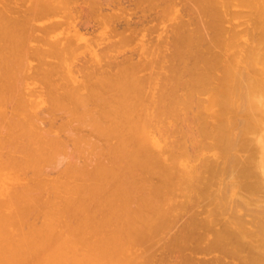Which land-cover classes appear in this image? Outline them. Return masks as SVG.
Wrapping results in <instances>:
<instances>
[{"label": "bare ground", "instance_id": "bare-ground-1", "mask_svg": "<svg viewBox=\"0 0 264 264\" xmlns=\"http://www.w3.org/2000/svg\"><path fill=\"white\" fill-rule=\"evenodd\" d=\"M83 1L84 0L81 1L82 4H83ZM121 1H124V0H121ZM137 1H134V3L135 2L137 3ZM145 1H147V0H145ZM158 1H160V0H158ZM164 1H167V0H164ZM234 1H236L235 2L236 4L238 3V5H236V6H238V7L240 5L242 7L246 6L248 9H250L249 11L246 10L245 12L246 13L250 12L249 14L252 15V19L251 20L249 19L251 17L248 18L249 14H247L248 16L246 15V17H247L246 20L249 19L250 25H252L251 23H253L252 26L255 27V29H254L252 26H250V27H252L254 29L253 30L251 28L253 30V32H254V33L252 32V34H253L252 36H250V34H251L250 33L251 30L249 29L250 27L246 28L247 25L245 26V24H244L245 28L243 29L245 31H241L242 29H240V30H238L239 31L238 32L237 30L234 29L236 31V33L235 32H228L229 30L227 31L226 30L227 28H225V26L223 25V23H225L227 21L230 22V19L234 17V15H232L231 12H228V10L230 9L228 6L229 5H230V7L233 6L232 2H234ZM8 2H9V0H8ZM8 2H7V5L9 6ZM10 2H12V1H10ZM30 2H31V0H30ZM73 2H74V6L73 7H75V4H76L75 0ZM86 2H88L89 4L91 3L90 5H93L91 0H86ZM130 2H131V0H130ZM143 2H144V0H143ZM150 2L151 3H149L147 1V5L149 3V6L151 5L150 6L151 8L149 6H147V8L149 7L150 10L153 8V10L155 9L156 11H159V10H157L158 9L157 8L158 5L156 4V2H154V0H152V1L150 0ZM152 2L155 3V4H152ZM191 2H192L193 5L196 6V8H194L193 5H192V9L195 12V21L192 18H190L191 19L190 22L186 23V21L184 19H181L182 16H180L181 17L180 18L179 16L176 15L177 19H179V21L176 22L177 24H175V26L172 28V31H175V32H171L170 31V33H169V34H172V37L168 35L170 39L168 38L167 41H166V39H165L167 37L166 32H165V35H164V33L161 34L162 36L164 35L165 38L163 37V39H162L161 36L159 37V40L162 41L163 42L162 44L165 45V47L163 46L164 47L163 51L165 50L164 52L166 53L167 50L165 48L168 47L167 49H169V51L165 55L163 54L165 57L162 58V56L160 55V52L163 53L162 50H160V47H161L162 44H160V46H158L159 50H160L159 52H158V50L156 51V49L158 48V47H156V42H153V46H152V47H156V49L155 48H150L151 50L155 49V51L159 53V54L156 53V57H157V55H160L159 56L160 59L157 57L156 59L154 58L153 60L156 61L157 59H159L158 62L160 60H162V62H163V59L164 60H165V58L167 59V60H165V62L168 61V64L165 65L166 67L164 66V68H166V72L165 71L164 72L157 71L158 69L161 70L162 67L159 66V68H158V67L155 66V68H158V69H156L157 72H156V74L154 73L155 75L152 74V76H151L152 80L150 81V79H149L150 76H149V78L147 77L148 78L147 79V78H143V77H145V76H143L144 74L142 76L140 74H139V76H137V74H136L137 71H138V73L140 71V67L139 66L142 65V61L145 60L146 61L145 63H150V61H148V59H146V58L144 60H138V62H137V60L131 62L128 57H126L123 60H121L122 58L119 59V60H121L120 62H117L116 59H113L114 61H110L108 59V60H106L107 62L104 59V60H102L104 62H102L99 59L104 64V66H105V64H107L105 67H108V69L106 68L107 69L106 72L109 73V76L105 75L106 76L105 78H98V76H96V74L95 75L93 74L94 75V79L92 81L90 80L91 82H89V79H92L91 78V76L93 77L92 74H90V76H88L89 79L86 78L87 76L86 77L84 76L85 77L84 81L89 82V84L91 83L92 86H90L88 84L86 86L87 88H84L83 91L84 90H88V91L90 90V93H93V94L95 93L94 95L93 94L91 95L90 93H88V91L87 92L85 91V93H82L79 96L80 92L77 93V89H75V87L77 85H78L77 87H79L81 85V84H79V82L81 80L77 81L78 84H76V86H75V83H74V85L72 84V86H74V88H71V90H70V87H68V89H69L68 91H65V92L63 91L64 93L60 92V93H62V95L64 94L63 95V99H65L66 101H67V99H70L72 103L71 102H69V103H71L72 105H76V106H74V108H75L74 110H76V108L80 107L81 109L80 108H78V109H80L81 113L77 109L76 114H74L75 111L72 110L73 107L72 108L69 107V105L71 106V104L68 103V101H70V100H68L67 102L65 101L66 102L65 103L64 100L62 99V101L65 104L68 103L69 105H68V108H67V105H65L63 103L62 105H63V107L65 105V107H64L65 109L61 108V110H66L67 109L66 111H68V112L70 111V112L69 113L67 112V114H66V111H65V113L63 111H61L62 113L66 114L65 117L63 118V119H65L63 121V124L60 122V124H62L61 126L62 127L64 125L68 126V125L72 124L74 121H76V123H73L72 125H70V126H72L71 127V130H72L71 134H70V127L63 129V128L59 127V125L56 126V127L60 128L59 134H60V132L62 130H64V133L68 136V137L67 136L64 137L65 134L62 131L61 134H63V137L65 139L63 137H61L62 135L61 136L59 135L60 137L59 136L56 137V140L58 142L54 139V137H55L54 135L55 134L52 133V135L54 136V137H52V139H50V137H49L51 135L47 136L45 134V133L51 134L49 132H53V130L49 129V132H46L48 130L46 127L43 126V128H42V126L40 127V125H41L40 123H39L40 125H38L36 123L37 117L40 120L41 116L37 115V117H33V115L35 116V114L38 112V110L42 111L43 109H38L37 108L38 110H36L37 112H35V114H34V111H32V112L30 111L28 113V111H26L28 109L26 108L25 109L26 112H24V110H23V113H24L23 116H25V113L26 114L27 113L30 114V116L28 117L26 115L25 117H27V119H25L23 116H20V114L22 113L21 112L22 110L19 111L20 109L17 106H20V108H22V105H23V103L26 102L27 98L26 99L24 98V100H25V102H24V100L22 98V96L24 94L21 95L20 94L21 92H19L20 90L17 89V88H20L19 84H18L19 87H17V81H18V83H20V80H19L18 76H19V74L22 73V70H23V72H25V70H26V67L24 66V64L26 63V65H27V62L24 63V61H25L24 58L25 57L23 58L24 60L22 59V57L25 54L26 55H29V54L26 53V51H25L24 54H23V52L22 53L20 52V51H22L24 49L26 50V48H21V47H23L22 43L19 41L21 36L18 35L17 37H15L16 35L14 36L9 31L8 25L10 24V26L13 27V24H11V22L15 23L14 21H11V22L9 21V24H8V20L11 19L10 18L11 15H9V14L12 13L13 10H11V12L9 14H6L4 16H3V14H5L4 12L6 10L8 11L7 8H9V7H7L5 11L3 9V11H4V12L2 11L3 13L0 11V119H1L0 123H2L3 120H5L4 119L5 117L7 119V123H5L6 120L3 122V123L6 124L5 125L6 127H4V128H6L4 133H3V131L0 132V133H3V134H1L2 136L0 135L1 136V138H0V264H99V263L101 264V262H102V264H105L106 262L102 261V256H104L103 257L104 261H105V259H110V261H112L111 259H114V257H115L114 255L117 253V251L121 250L122 254L125 253V251H123L124 249H122V247H124V244L121 243V242H124V241L120 240V239H124V237H122L120 239H118V237H117L118 235H124L123 231H121V226H120L121 224L120 223L124 224L126 222L127 224L125 223V225H127V227H128V225H129V227L131 226V228H130V230H131L132 228H135L137 226H139V227L142 226V225L145 226L146 223H147V216H148L149 223H147V224H151V225H154V226L156 225L155 227H158L159 225L157 226V222H156V220L154 218V216H155L154 214L160 215V216L162 215V218H163V216L166 215V214L163 215V213L166 212L165 210H168L169 207H167V205L165 204L167 202H164V204L166 205V208H165L164 211H161L162 208H163L162 207L163 201L165 200L162 196L159 198V196L164 193V192L162 193L160 190H157V189H160L161 186H160V188H158V185L152 186V192H148L147 189H146L147 187H144V186L147 185L146 181H144L145 179L146 180L148 179V178H146L147 175L149 177V175L152 173V170H154L153 172H157L159 170V168L157 167V163L159 161H163L162 160V156L160 154H158V153H154V150H153L155 145L158 144V141H160V140L152 138L150 136V134L148 133L149 132L148 128L151 126L150 125V124H152L151 122H153V125L155 124L154 126H156V130L159 132L160 129L163 130V125L162 124H164V123H162V122L166 123L165 119H163L164 116H166V118H168L170 120V122L171 121L174 122V121L178 120L177 119L178 116L181 117V115L186 118L185 115H187V112H188V111L186 112V110L194 111V109L196 108L195 105H197V110H199L198 112H203L206 115V119H205V121L202 124L199 121L198 122V126L197 125L193 126L194 128H195V126L197 127V128H195V131L197 129L196 132H198L200 135L204 136V138H206V139H210L211 141L215 140V144H214L215 147L213 149L218 148V150L220 151L219 152V156H222L220 161L223 163L224 166L225 165L226 166L227 165L231 166L230 168H228V166L226 168V166H225V170L226 171H223V169H224L223 167L224 166H222V168H219V169H222L221 171H222V174H224V177L226 175L225 174L226 172H227V176L226 177L229 176L228 173L230 172L231 175L241 178L242 180L241 179L240 180L243 183L237 181L239 179L236 178L237 179L236 180L235 177H232L231 175H230L229 180H227V182L230 181L231 178H234L237 181V182L236 181H234V182H236V183L239 182V184H241V186H242L241 187L239 184L236 185V183L234 184V182L230 181V184L232 182L235 185V188H237L236 186H238L237 189H239V187H240L241 188L240 190H245L246 189V192L248 191L247 189L249 188V191H248V192H250L249 194H251L252 192L254 193L255 190L257 191L258 188L255 187L256 189H254V186H255V184L257 182L256 181H254V183L251 182L252 185H250L248 183V182H250L248 180V178L251 177V176L254 177L255 174L257 173V170H258V172L261 171L262 174L264 175V164L262 163L263 159L259 160L261 163H259L257 161V158L255 160L254 155H253V153H254L253 149H252V152L248 153V155L246 157L242 156V157H245V158H239L237 155L233 154L232 152H233V150L236 151V149H240V151H241V149L243 150V149L250 148V146L253 145L254 142L249 140L252 137H249L250 135L248 136V134H251L252 132L257 130V127L261 123V120L263 121L262 125H264V0H191ZM41 3L43 4L44 2H41ZM88 3H86V4H88ZM42 4H41V7H42ZM49 4H50V2H49ZM115 4L116 3L114 2V0H98V3L96 4V7L94 6L95 9L97 8L99 10V11H97V9H96L95 11L100 12V10H101L100 13H102L104 19L102 20V17L100 15V13H98L100 15L99 17H101V18L98 17L97 19H98L99 22L96 21L97 23L94 22L95 25L94 24L93 25L95 27L97 25H101L102 26V23H103V28H105V29H107L109 31L108 32L106 30L107 33L106 32H103V33H106L107 35L109 33H113V35H116V34L118 35V33H120L119 29H123V30H121L122 32L120 34H122V36H124L126 38L128 37L127 39H129L131 37L127 36L128 35L127 33H126L127 35L125 34L126 35L125 36L123 31H128V32L130 31L131 33L133 32V34L136 31V32H138L137 34H139V30L140 29L141 30H146L147 27H149L148 29H150V26H148L149 23H147L148 24L147 25L146 22L149 21L150 23H153V22H151V21H153L151 18L155 15V13H156L155 10H154L155 11L154 15H153V13H151L152 17H151L150 14L148 15L151 18L147 17V19H146L145 18L146 15L144 16V14H143V17H141L142 16V14H141L140 17H137V18H139L137 23H131L129 17L127 18L126 15H124V14H127V15L129 14L127 12L125 13V8L120 9L119 13L117 12L118 14L114 11V10H117V9L119 10V8H118L119 6L116 7ZM2 5H4V3H2ZM5 5H4V7L7 6V5L6 6ZM39 5L40 4H38V6ZM79 5L80 4H78V5L76 4V6H79ZM103 5L104 6H109V9L111 7H112L111 9L115 8L112 12H115L117 15H115V17L113 15L111 18H109V17L106 18L105 15L110 16V14L109 15L106 14V13H105V15L103 14L104 13L102 11V8H103L102 6ZM46 6H48V5H46ZM153 6H156V8L153 7ZM225 6L228 7V8H224ZM27 7H25V8H27ZM82 7H83V9H82ZM82 7H81V5L79 6V8H81L79 10L82 11V12L84 11V13H83L84 18H82L83 20L81 19L82 20L81 24L82 25H86V26L90 24V26H91L93 22L92 23L88 22V21H91V20H89V17H87V14L89 13L91 15L90 19H92V21H93L94 19L92 17H93V12L94 11H91V9L94 10V8H90L89 9L90 11H89L83 5H82ZM14 8H15V6H14ZM54 8H56V7H54ZM54 8L51 7V9H54ZM75 8H77V7H75ZM27 9H29V8H27ZM57 9H56V12H57ZM172 9H173V7H172ZM175 9H177V8L175 7ZM226 9H228V10H226ZM0 10H2V9L0 8ZM23 10L26 11V9H23ZM39 10L40 9L38 8V11ZM44 10H45V8H44ZM224 10H226V12ZM29 11H30V9H29ZM41 11L42 10H40L39 12H41ZM164 11L165 10H163V13L165 14ZM173 11H175V10L173 9ZM173 11H172V14L174 13ZM223 11L225 12L224 13L225 15L223 14ZM240 11L237 10L236 13L234 11H232V13L236 14L235 15L236 17H239V13L242 16L245 17V15L242 12H240ZM242 11L244 12V10H242ZM39 12H37L38 15H39ZM56 12H54V13H56ZM167 12H168V10L166 11V13ZM19 13H21V12H19ZM43 13H44V11H43ZM57 13H60V12H57ZM78 13H80V12H78ZM158 13H156V14H158ZM226 13H228V14L230 13L229 15H231V17L229 19V16H228V19L225 18V20H226L225 21L224 20V16H226ZM25 14H24V16L27 19V15L29 14V12H27L26 15ZM32 14H30V15H32ZM89 14H88V16H89ZM164 14H162V16ZM167 14H169V13H167ZM167 14H165L164 16H167ZM8 15H9V19L7 20V18H8L7 16ZM33 15L35 16V14H33ZM33 15H32V17H33ZM41 15H40L41 16L40 18H42L44 14H41ZM178 15H180V14H178ZM241 15H240V17H241ZM5 16H6V18H5ZM24 16H20L21 19H22V17L24 19ZM159 16H161V15L159 14ZM159 16H157V18ZM11 17H13V15ZM36 18H37V15H36ZM157 18H154V21ZM18 20L20 22L19 18L17 20H15V21H18ZM25 20H23V21H25ZM33 20H34V18H33ZM157 20H159V18ZM250 21H252V22H250ZM121 23H123L124 26L121 25ZM243 23H245V22H242V21L241 22H239V21L237 22V24H239V25H242ZM18 24H21V23H18ZM24 24H26V23L23 22V25ZM28 24H30V23L28 22L27 25ZM31 24H32V22H31ZM52 24L49 23V24L45 25V27L47 28L48 25L53 26L54 24L53 25ZM191 24L195 25V28L194 29H189V28L187 29V26H190ZM237 24L235 26L234 25L233 26L236 27V26H238ZM27 25H26V27H27ZM16 26L19 27L18 25H16ZM30 26H32V28H33L34 25L32 24ZM30 26H29V28H30ZM121 26H122V28H121ZM21 27L22 26H20V28ZM50 27H49V29L51 31L55 30L54 29L55 26L53 27V29H52V27L51 28ZM136 27H139L140 29L136 28ZM145 27H146V29H145ZM24 28H22V29H24ZM35 28L39 29L37 27H35ZM153 28H155V26L151 27V29H153ZM36 29H34V30H36ZM173 29H175V30H173ZM246 29H249L250 31L248 30L246 32ZM25 31H27V30H25ZM32 31H33V29H32ZM80 31H81V29H80ZM256 31H258V32H256ZM45 32H47V29L45 30ZM130 32H129V34H130ZM146 32H148V31L146 30ZM241 32L246 34V38H249V39L252 38L253 39V41L251 39L249 41L247 40L248 42L252 41L251 45H250V43H247L248 45L243 43V44H245V47L248 46L247 49H245V47H243L244 49L242 48V46H243V45L241 46L242 42H239V41L236 42L239 39L238 37L241 34ZM30 33H31V31H30ZM173 33H175V34H173ZM238 33H239V35L237 36ZM133 34H132V36H134ZM109 35H111V34H109ZM113 35H111V36H113ZM117 35H116V37H117ZM18 37H19V40H18ZM93 37H94V40L97 39L95 36H93ZM39 38H37V39H39ZM46 39L48 40V38H46ZM103 39L105 40V38H102V40ZM39 40H41V39H39ZM54 41H56V40H54ZM107 41L109 42L110 40H107ZM90 42L92 43V41H90ZM158 42L159 41H157V43ZM94 43H95V41H94ZM151 43L152 42H149V44H151ZM154 43H155V46H154ZM239 43H240V46H241L240 49H243L244 55L241 56L239 54V56H238V54H236L238 51H236L234 54L232 53V54L228 55L230 52H233L232 49H235L236 46L239 45ZM23 44H24V42H23ZM67 44H69V43H67ZM109 44L111 45L112 43H109ZM10 45L13 47V49H12V47H10ZM43 45H45V44H43ZM57 45H59V44H57ZM63 45H64L63 47L65 48V44H63ZM73 45H75V44H73ZM73 45H71V48H72ZM108 45H106V46L103 45L104 47L102 46V48L103 49H105V48L107 49V48H109ZM77 46H74L75 49L73 47L72 52L73 51L74 52L72 53V55L73 54L75 55V52L78 49ZM148 46L150 47L151 45H148ZM63 47L60 48L59 51L60 50L62 51ZM69 47H70V44H69ZM81 47H82V45H81ZM20 49H22V50H20ZM35 49L36 48H34L32 50H35ZM55 49L53 50V52L55 51ZM68 49L66 47L64 51H66ZM103 49L100 48L101 51L97 50V52L93 53L91 58L89 56H87V58L89 57L90 59H92L94 61H97L96 57H99V55H101V54L98 55L99 52L102 53V56L104 55L103 52H106V54L108 53L107 52L108 49L107 50L106 49L103 50ZM214 49H217L219 51H216ZM56 50H58V49H56ZM132 50H133V48H132ZM147 50H149L148 47H147ZM151 50H149V51L151 52ZM146 51H142V53L143 52L145 53ZM27 52H29V51H27ZM31 52L32 51L30 50V53ZM38 52H37V54H39L40 52L42 53L44 51L40 50V52L39 53ZM45 52H46V50H45ZM55 52L57 53V51H55ZM20 53L22 54V56L20 55ZM95 53H97V54H95ZM154 53L155 52L152 51V54H154ZM35 54H36V52L33 53L34 57H35ZM83 54L86 55L85 53H83ZM56 55H58V54H56ZM130 55L132 56L133 53L132 54L130 53L128 56L130 57ZM112 56H110V57H112ZM56 57H58V56H56ZM60 57L62 58L61 54H60ZM70 57H71V55L69 54V58ZM142 57L143 56H141V58ZM153 57L154 56H152L151 59L149 58L151 60V62H152V58ZM64 58L65 59L66 58L69 59L68 56L64 57ZM40 59H42V58H40ZM92 60L89 61V59H87V60H85L87 63L86 64L83 63L85 66H83V64H81V63H80V65L83 66V68L84 67L87 68V64L91 63ZM185 60H186L187 63H188V61H190V63L187 64L186 62H184ZM179 61L181 63V67H180L181 69H177L180 66L179 65L180 64ZM176 62H177V64H176ZM37 63H38V61H37ZM39 63H42V62H39ZM56 63H58V62H56ZM102 63L99 62V64L101 65L100 66L101 68H99L100 70L101 69H105ZM153 63H150V64L153 65ZM160 63H158V65H160ZM182 63L183 64L186 63L188 68H186L187 67V66H185L186 64L183 65ZM45 64H47V63L45 62ZM91 64L93 65V63H91ZM94 64H95V66H97L96 63H94ZM99 64H98V66H99ZM38 65H40V64H38ZM77 65H79V64H77ZM163 65L161 64V66H163ZM136 66H138L139 68L136 67ZM145 66L147 67V65H145ZM22 67H24L25 70H24V68L21 69ZM53 67H55V68H53ZM50 68L51 69H49V70L51 72L48 71V70H47L48 72L47 71L45 72L46 69L45 70L43 68L42 69L44 70L45 73H48V74H49V72H50V74L51 73L52 74L56 73L55 69L57 68V66H52ZM63 68H64V66H63ZM148 68H150V67H148ZM153 68H151V69H153ZM245 68L249 69V72L247 74H242V70L245 69ZM52 69H54L55 71L53 70V72H52ZM58 69H57V73H58ZM76 69L78 71H82V73L84 71V69H82V67H81L80 70L78 69V67ZM90 69L91 70H89L88 72L92 73L94 70L92 71V68H90ZM136 69H137V71H136ZM180 70H182V71H180ZM19 71H21V72H19ZM126 71L127 72L129 71V73H131V74L129 75V73H128V75H127ZM30 72H31V70H30ZM62 72L64 73L63 70H62ZM100 72L103 73V74H106L105 72H102V71H100ZM101 73H98V74H101ZM122 73H124V75H122ZM149 73H152V71L149 72ZM42 74H43V71L41 70V74H40V76H42L41 80L44 78V75H46L47 77L50 75V74L49 75H47V74H43L42 75ZM159 74H160V76H164V77H162L163 79L161 77L159 78V82L161 80V82L162 81L163 82L167 81V83H169L170 79H171L172 82L170 81L171 83L168 84L169 86L167 84L162 86V84L160 82L159 83V88H156L157 90L155 89L156 91H153L151 89L152 86H150V85H152L151 82L154 81L155 76L157 77V75H158V77H159ZM31 75H33V71L31 72ZM50 76L52 77V75H50ZM59 76H60V74H59ZM61 76H64V74H61ZM126 76H129L127 81H126ZM165 76H167V77H165ZM35 77H37V76L35 75ZM96 77H97V79H96ZM56 78H58V77H56ZM44 79H43V81L46 82V80H44ZM82 79H84V78H82ZM94 80L95 81L97 80L98 83H96ZM156 80H157L156 83H158V79L157 78H156ZM43 81H41V82L43 83ZM67 81H68V79H67ZM45 82L43 83L44 86L47 85V83H45ZM102 83H103V86H105V87H102ZM50 84L53 85V83H50ZM62 84L61 85L59 84L60 87L62 86ZM68 84H71V83H68ZM153 84H155V83L153 82ZM82 85H81V87H85V86H82ZM95 85H96V87H95ZM155 85H156V87H158L157 84H155ZM88 86H89V88L91 87L93 90L91 88L89 89ZM164 86H165V88H164ZM179 86H183L184 88L182 89V87H179ZM97 87H98V89H96ZM166 87H167V90H165ZM178 87H179V89H178ZM23 88H24V86H23ZM23 88H22V90H23ZM58 88H59V86H58ZM58 88H57V90H58ZM154 88L155 87L153 85V89ZM186 88L188 89V91H187ZM45 89H47V88H45ZM53 89L51 91L49 89L48 90L50 92L53 91L52 93H54V90H56V87H55L54 90ZM63 89H64V87H63ZM176 89L179 90V91L181 90L180 93L185 92V93H182V94H185V96L183 95L184 97L182 96L180 98V96L182 94L180 96H178V94H177L178 91L176 92ZM184 89H186V90L184 91ZM34 90H37V89H34ZM91 90H92V92H91ZM95 90H97V91H95ZM99 90H100V92H99ZM151 91H153V92H151ZM48 92H46L44 94L46 95ZM67 92H68V94H67ZM22 93H23V91H22ZM52 93L47 94L50 97L45 96V97H47L46 99L51 101L52 99H55L57 97L56 101H58L59 97L58 96H56V97L55 96H51V95H55V94H52ZM86 93H87V95H90L91 98L93 96L94 99L93 98L92 99L94 100V102L97 103L100 106V108H98V110H96L94 108V111L96 110V112H95L96 114L93 112L92 107L90 109L86 105L87 103H88V106L91 104L90 96L87 97V98L85 97L86 95L84 97L82 96V95H84ZM98 93H101V94H98ZM200 94L201 95L202 94H206L207 95L206 96L207 97L206 100L204 99V101L203 100L201 101L202 98L201 97L199 98V96H198ZM65 95H66V98H64ZM196 95L198 96L197 100L198 99H200V100H198V102H197V100H195L196 101V104H195L193 99L196 98ZM59 96H61V94H59ZM69 96H71V97L69 98ZM60 98H59V102H57V103H59L58 105H61V103H60L61 99ZM84 98L87 99V100H85ZM7 99H8V101H7ZM107 99H108V101H110V102H107L108 104L106 103ZM188 99L189 100H193L194 105H192V106H195V108L192 107L191 105H188L189 103L190 104L192 103ZM9 100L12 101L11 103H14V105L13 104L8 105L7 103H10ZM31 101H33V100H31ZM31 101H29V104H30ZM49 101H47V103L49 105H46V106H49V108H47L45 106L47 108V109L45 108L46 110H48V109L50 110V109L54 108L55 106H57V104L54 105L55 103H53V106L50 107V103H52V102H49ZM4 102H7L5 104H7V107L9 106L8 108L12 109V107L15 108V106H16V108L19 109V110H16L17 111L16 112L15 109H12L13 110V112H12L9 109L11 111L10 112L6 108V106L4 107V110H2V107L5 105ZM89 102H90V104H89ZM94 102L92 101V103H94ZM2 104H3V106H2ZM29 104H26V105H28V107H29ZM36 104H37V102H36ZM26 105L23 106V109L26 107ZM98 105H96V106H98ZM107 105H109L108 106V107H110L109 109L107 108ZM113 105H115V106H113ZM181 105L191 106L192 108H188V109L185 110V109L180 108ZM34 106H31V107L34 108ZM43 106H42V108H43ZM178 107L180 109H182V112H181V110L180 111L178 110L179 109ZM5 108H6V110H5ZM68 109H71V110H68ZM105 109L107 111H105ZM150 109L152 111H150ZM7 110L9 111L8 112L9 115L13 113L12 116H8ZM57 110L59 112L60 107ZM119 110L120 111L122 110L123 112L122 111L120 112ZM178 111L181 112V113H186V114L185 115L184 114H180ZM195 111H196V109H195ZM45 112H43V113H45ZM31 113L33 115H31ZM46 113L48 114V113H50V111H47ZM46 113H45V115L47 116ZM192 113H193V117L194 118L196 117L195 118V120H196L195 123L197 124V119H198L197 117H199V116L194 115V112H192ZM40 114H41V112H40ZM59 114H60V112H59ZM109 114H111V115H109ZM188 114H189V112H188ZM70 115L71 116L73 115V116L71 117ZM74 115L76 117H74ZM42 116H44V114ZM46 116H44V117H46ZM48 116H49V114H48ZM67 116H69V117L66 118ZM110 116L112 117V119H111ZM118 116H121L122 118L118 117ZM58 117H60V115ZM184 117H182V119H185ZM209 117H210L211 121L208 120ZM51 118L49 120H51ZM56 118H57L56 116H53V119H56ZM70 118H71V120H68V121L71 122V123L69 124V122H67L66 119H70ZM77 118H79V119H77ZM117 118H119L120 120H118ZM42 119L43 118L41 117V120ZM185 120L188 123L189 119L187 120V118H186ZM44 121H45V119H43V121H42L43 124L45 122H47L48 120L45 121V122ZM51 121H48V122L50 123ZM53 121H55V120H53ZM56 121H58V120H56ZM106 121H108V122H106ZM178 121L180 122V120H178ZM181 121H183V120H181ZM66 122L68 123V125L65 124ZM183 122H185V121H183ZM77 123H79V124L81 123V124H84V125H88L89 124L90 126L89 125H88L89 127L87 126V128H88L87 130H88L89 133L87 135H89V134L91 135V133L94 132V134H96V138H99V136H100V138L97 139V140H101L102 141L104 139L103 141H104V144L106 145V147L104 146L105 148H102L103 146H102L101 143H103V141L100 142L101 145L99 143L93 142L94 143V146H93L92 145L93 144L92 143L93 140L90 139V137L92 138V136H90V135L89 136H85V135L82 136L81 135L82 136L81 137L80 134L79 135L75 134V133H78L77 132L78 130H79V132H81L80 129H82L80 127V125L79 126L76 125ZM210 123H211V125H210ZM166 124H170L169 121H167ZM174 124H175V122H174ZM50 125H52V122L50 123ZM73 125H76V127L75 126L73 127ZM84 125L82 126L83 128H85ZM188 125H191V123H189ZM188 125L185 123L182 128L184 129V126H188ZM48 126L49 125H47V127ZM174 126H176V125H174ZM191 127H192V125H191ZM191 127H189V131H191L190 130ZM44 128H45L46 131L43 130ZM73 128L75 129V131L73 130ZM76 128H78V129L76 130ZM153 128L150 127V129H153ZM186 128H188V127H186ZM261 128L262 127H260V129ZM173 129H174V127H173ZM175 129H176V127H175ZM0 130H1V128H0ZM2 130H3V128H2ZM67 130H69V134L67 133L68 132ZM154 130H155V128H154ZM162 130L160 132H162ZM176 131H177V129H176ZM57 132H56V134L58 135ZM73 132H75V133H73ZM256 132L257 131H255V133ZM82 133L86 134L87 132L85 133L83 131ZM97 134H99V135L97 136ZM71 135L74 136V139H72L73 136L69 137ZM92 135H93V133H92ZM246 135L249 137L248 140L246 138L247 137ZM75 136L78 137V138H76ZM160 136H162V134ZM93 137H94V139H96L94 135H93ZM60 138H63V139H60ZM67 138H69L70 141H69V139L67 140ZM111 138H113L112 140L115 141V142L113 141L114 143L113 142L112 143L108 142L109 140L111 141ZM71 139H72V141L74 140L73 145L78 140H79L80 144L82 143V145H79V143L76 142L78 145L75 144L74 145L75 147L72 145L73 146V148H72ZM83 139H84V141H83L84 143L81 142V140H83ZM49 140L50 141L52 140V141L49 142ZM65 140H67L68 142H71V144H70L71 147L69 146V143H67V141L65 142ZM85 140H87V141H85ZM164 140H165V138H164ZM260 140L263 141V137H261ZM60 141H61V143H60ZM88 141H91V143L89 145H92L91 146L92 150L90 149V146L88 145ZM249 141H250V143H248ZM97 142H99V141H97ZM161 142H162V145H164V143H166V141H164V143H163V140H161ZM49 143H51L52 145L50 146ZM58 143H60V144H58ZM65 143L69 147H67L65 145ZM57 144H58V147H55V146H57ZM61 144H63V145L61 146V148H59ZM99 145L102 146V147H99ZM162 145L160 147L161 150L163 149ZM63 146H65V148H68L69 150L70 149L72 150V149L75 148L74 151L78 147L79 150L78 149L77 150H78V152L81 151L80 152L81 155L80 156H79V154L75 155V153H77V150L75 152H73V150H72L74 155H73V153H71V151H68V149H67V151L66 150L64 151L65 148H63ZM80 146H82V148H81L82 150H83V148L85 149V147L87 146L89 148L90 152L86 151V150H88V148L86 147V149H85V151L87 153L86 154L84 150L83 151L80 150ZM93 147H97L96 150H95V148L93 150ZM251 148H254V147L252 146ZM2 149H4V150L7 149L8 154H7L6 150H5L6 151L5 153H4V150L2 152ZM58 149H61V150H58ZM56 150H58L57 152H59L58 156L56 155ZM94 151L100 152V154L98 153L96 158H95V155H96L97 152H94ZM175 151H176V149H174V148L169 150V160L168 161H174V164H175L176 161H184V160H182L183 159L182 155H178V154L173 153ZM65 152L68 153V155L67 154L66 155H67V157L69 156L68 158H70V159H67V157H65V159H64V157H63L64 154L63 153H65ZM69 152H70L71 155L69 154ZM88 152L91 153L92 155H94L93 156L94 157V159H93V163L94 164L91 162L93 157L91 158L90 154ZM61 153H62L61 158H59ZM101 154H102V156H100ZM103 154H104V156H103ZM66 155H64V156H66ZM72 156H74V157L71 158ZM82 156H83V159H82ZM56 157H58V158H56ZM62 157H63L64 161L66 160V163L68 164V165L66 164L67 166L65 165L66 168H63L64 169L63 172H62L63 174L57 173V175H56L57 178L59 177L58 175H61L60 177H62V178L59 177V179H56V177L53 176V177H51L53 179L49 178L50 181L52 180V182H50L48 177L46 176L47 179L45 180V178H43L44 179L43 180L42 177H40L41 174L42 173L44 174L45 172L48 173V170H49L48 168H52V167H50V165H52L53 167H57L56 165L61 164L60 160H62ZM80 157H81V159L83 161L86 158L90 157L89 158V162H91L90 165H89L88 162H86V166H88V165L90 166V167L88 166L89 167L88 169H87V167L85 165H83V167H81L82 162L80 164V162L78 161V160L82 161L80 159ZM102 157L104 159H106V162H108V163L102 162V159L101 160L99 159V158H102ZM75 158H77V159L75 160ZM72 159H74L75 161L79 162V164L75 163L74 160H73L74 163L71 164ZM218 159H219V157H218ZM55 160L58 161L59 163L57 164L55 162ZM87 160H85V161H87ZM97 161H99V162H97ZM223 161L227 162V164L226 163L224 164ZM51 162H53V163H51ZM62 163H64L63 160H62ZM251 163L254 164V166H251L252 165ZM76 164L79 165V167ZM208 164L210 165V163H208ZM217 164H219V161H218V163L216 162L215 165H217ZM153 165H154V167H153ZM205 165L206 164L204 163L203 167H205ZM92 166H93V168H92ZM217 166H216V168H217ZM46 167H48L47 168L48 170L46 169ZM169 167H170V165H169ZM170 168H173V165ZM87 170H89V171H87ZM210 170H207V171H210ZM162 171H161V175H163V177H164V174H165V176H166L168 171L167 170H162ZM218 171L221 172L220 170H218ZM232 171H233V173H232ZM255 171H256V173L254 174ZM136 172H138V173L136 174ZM145 173L146 174L148 173V174L145 175ZM27 174L30 177L28 176V178H27L26 177ZM52 174H56V173H52ZM139 174H140V176H139ZM141 174H142L143 177L141 176ZM211 174H213V173H211ZM63 175L65 176V178H64ZM170 176L171 175L168 176V174H167V178H170ZM195 176H197V175L195 174ZM66 177H67V179L68 178L72 179L73 180L72 183L69 182L68 180H65L67 182H62V183L59 181L60 179H63V178L66 179ZM141 177L144 180H142ZM198 177H200V178H197V179H196V177L194 178V180L195 179L198 180L197 183L195 182L197 184V186H195L196 185L195 183H192L193 185L195 184L194 186L193 185L192 186H193V188L197 187V188H195V190L198 189L199 187H203L201 189H198V190H200V192H201V190H203L201 193L198 190H196L200 194V196H203L204 195L203 193H205L207 191L208 186L210 184H212V182L210 181L211 178L209 177L207 179L206 183H205L204 181H202L203 179H202L201 175L198 176ZM167 178L164 181L168 182ZM184 178H182V179H184ZM186 178H188V177H186ZM191 178H192V176H191ZM191 178H189V179H191ZM193 178L190 181H192ZM189 179H187V180H189ZM200 179H202V180H200ZM234 179H232V180H234ZM256 179H259V178H256ZM47 180L49 181L47 183H50V184H45V182L43 183V181H47ZM53 180H54V182H53ZM56 180L58 182H56ZM136 180H137L138 183H140V186L138 185ZM141 180H142V182H140ZM180 181H182V180H180ZM217 181L219 182V179H217ZM217 181H216V184H217ZM259 181H260V179L258 180V182ZM202 182H203V185L200 186L202 184ZM208 182H210V183L208 184ZM143 183L145 184L144 186L142 185ZM198 183H201V184L199 185ZM183 184H185V183H183ZM224 184L229 185L228 183H226V180H225ZM234 185L233 186L229 185V188H228L229 192H231L230 191V189H231L230 186H232L233 187L232 189H234ZM256 185L257 186L258 185L261 186L260 184H256ZM185 186L187 187L186 188L187 190L192 188V187H190L191 185H189V183H188V185H185ZM185 186H184V189H185ZM217 186L219 187V184ZM221 186H222V183H221ZM155 187H156V189H153ZM188 187H190V188H188ZM210 187H211V185H210ZM222 187H220V188H222ZM141 188H142V190H141ZM177 188H178V185H177ZM144 189H146V191H147L146 193H144L145 192ZM215 189H218V188L216 187ZM252 189H253V191H252ZM143 190H144V192H142ZM178 190H180V189H178ZM195 190L193 191V194L195 193ZM209 190H212V192H209V193L213 194L214 190L211 189V188ZM260 190L261 191L264 190L262 186H261ZM138 192H139L140 195L137 194V196H136V193H138ZM185 192H187V194L189 193L188 191H185ZM197 192H196V194H197ZM217 192H218V190H217ZM237 192H239V191L236 190V193ZM209 193L208 194L205 193V195L207 194L206 196H208V195H210ZM220 193L221 192L218 193L219 197L217 196L218 197L217 200L220 199ZM258 193H261V192L258 190ZM143 194L145 195V197H144ZM149 194H152V200L149 197H146ZM185 194H183V192H182L181 196L182 197L184 196V198H185L187 196ZM193 194L191 195V197H190L191 199L190 200H192V197H194ZM214 194L217 195V193H214ZM246 194H248V193H246ZM166 195H168V193ZM234 195H236V194H234ZM134 196L136 198V201H134V199H133ZM155 196H157L156 197L157 199L159 198L158 199L159 201H157L156 198L153 199V197H155ZM200 196H199V198H200ZM170 197H171V195H170ZM240 197H241V199L240 200L238 199L240 202L238 201L239 203L237 202V205L241 204L243 206L240 205V207L243 210L247 209V212L248 211L252 212L251 205L249 204L248 205L249 207L248 206L247 207L244 206L246 202L242 201V196H240ZM244 197H243V199H244ZM144 198H145V200H144ZM147 198H148V200H147ZM209 198H210V196H209ZM228 199H229V197H228ZM154 200L157 201V202H160L161 206H158V204H156V202H155V204H153ZM194 200L195 201L192 200V202L195 203V206L191 202V204H193V206H192L193 210H195L194 208H196V202L198 203L197 205H200L201 208L205 207V206H203L204 204L203 205H202V203L199 204V202L196 201V199H194ZM207 200H209V199H207ZM217 200H216V202H214L217 205H214V206H217L216 208H219V207L221 208V205L217 203ZM131 201H132V203H134V202H136V203H134L133 206L131 205V207H130V202ZM182 201H184V200H182ZM225 201L227 202V199ZM212 202H213V200H212ZM229 202L230 201L228 200V203ZM181 204H184V203L181 202ZM247 204H248V202H247ZM253 204L256 206V203H253ZM253 204H252L253 213L255 211H260L262 209V207L259 208L260 204L257 203V204H259V207H257V206L256 207L259 208L260 210H255L257 208L253 207L254 206ZM134 205H135V207H134ZM170 205H174V204L170 203ZM175 205L178 206V204H175ZM237 205H235V207ZM261 205H263V207H264V204L261 203ZM108 206H112L113 209L110 210V207L107 209ZM114 206H116V210L114 209ZM181 206H183V205H181ZM140 207L143 210H145L144 208H146L147 210L150 211V213H148V211H147L148 215H146L147 214L145 212L146 210L143 211ZM159 207H161L160 208L161 210L158 209ZM243 207L244 208L246 207V209H244ZM173 208H174V206H173ZM189 208H190V206H189ZM216 208L214 207L213 209L216 210ZM248 208H250V209L248 210ZM210 209H211L210 211L209 210L208 211L207 210L203 211L204 213L202 212V210H204V209H200L199 210V212L201 211L203 213V215L206 212L207 213H206V216L204 215V218H203L204 221H205V224H204V222L203 223L201 222L202 223L201 225L198 224L199 225L198 229H200V226H202L204 231H206L205 229H206V226H207L206 224L208 222L207 221V217L209 216L208 214H211L212 211H213L212 208H210ZM108 210L111 211V212H115V213H113L114 215L111 218H110V212ZM191 210H192V208H191ZM262 210H261V212H262ZM157 211H159V212H157ZM220 211H222V209ZM120 212L121 213L123 212V214L121 215ZM209 212H211V213H209ZM116 213H117L118 216H116ZM119 213H120L121 216L119 215ZM221 213H223V212H221ZM102 214H104V215L102 216ZM105 214L106 215L108 214V215L106 216ZM140 214H142L141 216H144V218L143 217L140 218L139 217ZM212 214H211V216H212ZM217 214H219V212H217V210H216V213L213 214V215L216 216ZM195 215H196V213H195ZM252 215H254V214H251V216ZM262 215L264 216L263 213H262ZM262 215H260L259 219H262L264 221V217ZM180 216H182V215H180ZM197 216H198V214H197ZM215 216H213V218L209 217L210 218L209 222L213 223V224L208 223L209 226H207V229L212 227L216 222H218L217 220H215V218L217 217V216L216 217ZM239 216L241 217L242 215H239ZM100 217H102V218H100ZM103 217H106L107 219L103 220ZM176 217H177V215H176ZM240 217L237 218L238 220L240 219L239 221L237 219H235L236 217H234L235 223H237L236 225H238V223H239V225H241V223H242L241 220L243 218H240ZM243 217H244V215H243ZM261 217H263V218H261ZM109 218L111 220H113V221L114 220L117 221V219L123 220V222L117 221L118 224H116V226L118 225L117 228L119 230L115 229L116 228L115 225H114V228L108 227V230H110L112 228V229H114V232L116 230L117 232L120 231L122 233V234H120V232H118V233L115 232L114 233V232H112L113 230L110 231V233L112 232V234L116 235V237L114 235V237L116 238V240H114V242H117L118 240H120V241H118V244L121 243L120 244L121 249H119L117 251H115L113 247H112L113 251H111L112 249L108 250L109 248L107 247V246H110L111 244H113V242H112L113 240L112 239H115L112 236V234H109V233L105 232V227H106L107 224L110 225V223H114V224L116 223V221L115 222L110 221ZM162 218L158 222V224L161 223L160 224L161 226H163L166 223ZM193 218L194 217H192L191 219H193ZM218 218H219V221H221L220 220L221 219V215L218 216ZM229 218L231 219V217H229ZM36 219L40 220L39 224L36 223ZM191 219H190V221H191ZM200 219H197V220L199 221ZM226 219H227V217L222 219L224 223H225ZM139 220H140V222H137ZM173 220H179V219H175L174 218ZM180 220L182 222V218ZM197 220H196V222H197ZM227 220H229V219H227ZM232 220H233V216H232ZM262 220H258L257 221L258 222L257 225L256 224L255 225L257 227L258 226L261 227L262 225H264L263 223L259 224ZM153 221H155L156 224H155V222L153 223ZM183 221H184L183 222V224H184L186 221L189 222V219L188 220L184 219ZM162 222H163V225H162ZM181 222H179V223H181ZM187 222H186V224L188 225ZM192 222H193V220L191 221V224L193 225L195 220H194L193 223ZM223 222L222 223L220 222L221 224H219L220 225V229L218 228L219 229L218 232L216 231L218 229H215V232H214V227H212L211 229H208L207 231L213 230L212 232L215 233L217 236L220 237V236L224 235V237H226V238H223V239H227L228 238L227 240H230V241H225L226 243L222 240L224 242V245L226 244L225 246L223 245V242L221 241L222 238L221 239L219 238L220 241H218V243H216L217 241H215L216 244H219L218 248L220 247V243L222 242L221 243L222 246L220 248L224 247V248H222V250L225 249V248H226L225 250L228 249V252L227 251H224V252H227L229 254L231 252V255L233 253L235 255L237 254L236 260L233 258L234 255H232L233 257H231V256L229 257V254L226 255V257L228 256L227 259L231 258V259H234L236 262L238 260H243V261L245 260L244 263L242 261H239V262H241V264L242 263L245 264V262L248 264V259H244V258H246V256H244V257H243V255L240 256L241 253H238V251L241 252V250H243V249H244V252H246V254H250V252L252 251L251 243L249 241H247L245 239V237H244L245 241L247 243H249V245L251 246V248H248V251H247V247H246L247 245L245 244L246 246H243L245 242L242 241L241 239L239 241L237 240L238 242H240L239 244L241 246L240 248H239V246H237L239 249H237V247H236V249L238 251L234 248L235 252H232V250L230 249L231 245H238V242L236 241L237 237H238L237 239L240 238L238 233L239 234H243L244 231L242 229H238L239 231L234 233L235 231H237L236 230L237 228L235 229V231H233L234 229H231L233 234H230V235L233 236V238H230L229 235H227L226 233L224 234V226L225 225H223L224 224ZM103 223H105V225ZM245 223H248V222L245 221ZM139 224H142V225H139ZM191 224H189V228H192ZM125 225L122 226V228H123L122 230H125V227H124ZM190 225H191V227H190ZM198 225H197V227H198ZM203 225H205V227ZM221 225L223 226L222 228H221ZM232 225H233V223H232ZM110 226H113V224H111ZM165 226H166V224H165ZM257 227H256V229H257ZM260 227L258 229H260ZM262 227L264 228V226H262ZM102 228H103V231L105 232L107 238H103V237H106V236L102 235V234H104V232L101 231ZM142 228H141V230H142ZM189 228H187L189 231L194 229V228H192V229H189ZM203 229H201V230H203ZM225 229H227V228H225ZM258 229L256 230L257 231L256 234H259L260 231L262 230L261 229L259 231ZM138 230L139 229H137V231ZM201 230H200V233H202ZM98 231H99V233H97ZM100 231L102 232V234H101L102 238L100 237V233H101ZM125 231H127V230H125ZM128 231H129V229H128ZM177 231L180 233L181 230L180 231L176 230L175 233ZM262 231L264 232V229ZM262 231H261L260 234H262ZM138 232H140V231H138ZM143 232H145V231L143 230ZM212 232H211V234H212ZM93 233L95 235V238H93L94 237L92 235ZM132 233L133 232H131V234ZM185 233H187V231H185ZM185 233H184V231H181L180 234L182 235V234H185ZM247 233H249V232H247ZM129 234H127V235L130 236L131 234L130 235ZM138 234H140V233H138ZM142 234L144 235V233H142ZM142 234H140V236ZM215 234L212 235V238H214V240H216L215 239V236H216ZM96 236L98 237V240H97ZM140 236H138V237H140ZM190 236H191V234H190ZM176 237H177V235H176ZM183 237H185V236H183ZM183 237L181 236V241H182ZM234 237H235V241H234ZM92 238L94 239V241L92 240ZM129 238H131V236ZM129 238H127V241H128ZM141 238H144V237L141 236L140 240H139V238H138V240L141 241L142 240ZM192 238H194V237H192ZM212 238H211V240H213ZM105 239L107 240V242H106ZM179 239H180V237H179ZM198 239H200V238H198ZM99 240H101V244L103 243V246L98 242ZM108 240H109V243H111V242L112 243L108 244ZM131 240H133V239H131ZM211 240L208 239L210 244L208 242L206 243V245L208 244L211 247L208 246L209 247L208 248L206 245H204L209 250L215 246L214 242H213V245H211L212 244ZM95 241L98 242L99 246H98L97 242H95ZM139 241H137V242H139ZM183 241H182V243H184ZM200 241L202 242V240H200ZM200 241L198 240V243L196 242L195 244H193V246L195 245L194 247H196L200 243ZM141 242H143V241H141ZM193 242H195V241H193ZM227 242H228L229 246H228ZM242 242H244V243H242ZM128 243L131 245V242L128 241ZM104 244L105 245L108 244V245L104 246ZM114 244H116V243H114ZM135 244L133 243L132 245H135ZM144 244H146V243H144ZM182 245H184V244H182ZM82 246H85V247H82ZM126 246L127 245H126V241H125V247ZM140 246H142V244ZM187 246L188 245H186L185 248L183 246V248L181 250L187 249L186 248ZM204 246L202 248H205V250L204 249H202V250L207 252L208 249H206V247H204ZM257 246H258V244H257ZM103 247H105V249H103ZM190 247H192V244L190 245ZM198 247L200 248L201 246H197V248ZM84 248H86V250H84ZM189 248H188V250H189ZM199 248L197 249L198 251L197 250L195 251L197 254H198L199 250H200V252H202L201 249H199ZM216 248H214V249H216ZM131 249L132 248L130 246V250ZM83 250L85 251V253H83L84 252ZM192 250H193L192 257L191 256H187L186 252H183L182 256H184L186 254V257H187V259H186L185 256H184V260L186 262H187V260H189V262L194 260V259H192V260L189 259L190 257L193 258V256H194V250L195 249L192 247ZM229 250H231V251H229ZM81 251H83V252H81ZM144 251H145V249H144ZM210 251H208V252L210 253ZM217 251L220 252L219 250H216V252ZM254 251L255 250H253L252 254H251V256L254 257V258H252L251 256L249 257V255H248L249 260H251V261H249L250 262L249 264H260L259 262L261 261L260 260L261 257H262V260H264V255H262V253L264 254V251L262 253H259L258 251H256V252H258L257 256H259L258 254H260V256H261V257L259 256L260 258L256 257V255L253 256ZM140 252L142 253V251H140ZM218 252H217V254H219V255H222V253H224L223 251L221 252V254L218 253ZM130 253L133 254V252H130ZM191 253L192 252H191V248H190V254ZM99 254L101 255L100 259H99V257H100ZM118 254H119V252H118ZM136 254H137V256L140 255L138 253H136ZM105 255L106 256L107 255H112L113 257H110V256L108 257L107 256L108 257L107 258ZM203 255H204V253H203ZM219 255L217 257H212V258H215V261L212 260V258L210 257V259L214 262V264L215 263L217 264V260H218L217 258L218 257H219V259L221 258V256H219ZM224 255H225V253H224ZM123 256H124V254H123ZM132 256L135 259L136 256H134V254ZM132 256L130 258H128V259H132ZM211 256H213V255L211 254ZM238 256H240L241 259H238ZM97 257H98V259H97ZM139 257H143V255L139 256ZM222 257H225V256H222ZM126 258L127 257H125V259ZM251 258L253 260L257 261V262L256 263L252 262L253 260ZM258 258H259V260H258ZM98 260H100V261H98ZM116 260H115V262H113V261L112 262L113 263L117 262L116 264H119L118 263L119 260L118 259H116ZM139 260H140V258H139ZM207 261H208V259H207ZM139 262L140 261H138L136 263H139ZM199 262L201 263V262H203V260H201V261L199 260ZM226 262H224V264H228V262L227 263ZM133 263H135V261ZM208 263H209V261H208ZM181 264H183V263H181ZM185 264H187V263H185ZM190 264H193V262H190ZM194 264H195V261H194ZM203 264H205V263H203ZM218 264H220V263L218 262ZM262 264H264V261H263Z\"/></svg>", "mask_w": 264, "mask_h": 264}, {"label": "rangeland", "instance_id": "rangeland-1", "mask_svg": "<svg viewBox=\"0 0 264 264\" xmlns=\"http://www.w3.org/2000/svg\"><path fill=\"white\" fill-rule=\"evenodd\" d=\"M6 0H1L0 1V8L2 9V10H0L1 12L3 11V9H4V11L6 10V8L7 7H9V8H7L8 9V11L6 10L4 13L5 14H3V16L4 15H6V14H9L10 12H11V10H13V14L12 13H10L9 15H13V17H11L10 16V20H8L9 19V15L7 16L8 18H7V20H8V24H9V21L11 22V21H14L15 23H13V22H11V24H13V27L12 26H10V24L8 25V27H9V31H10V33L11 34H13L15 37H17L18 35H20L21 37H20V40H19V37H18V40L22 43V45H23V47H21V48H26V50L24 49V50H22V49H20V50H22V51H20L21 53L23 52V54L25 53V51H26V53H28L29 55H23V57H22V59L24 58L25 59V61H24V63L25 62H27V65H26V63L24 64V66L26 67V70H25V68L24 67H22L21 69H23L24 68V70H25V72H23V70H22V73L21 74H19V76H18V78H19V80H20V83H18V81H17V87H19L18 86V84L20 85V88L22 87L23 88V86H24V88H23V90H22V88L20 89V88H17V89H19L18 91L19 92H21L20 94L21 95H23L22 96V98H23V100H24V98L26 99L27 98V100H26V102H25V100H24V102L25 103H23V105H22V108H20V106H17L19 109H17L16 108V106H15V108L14 107H12V109H15V111L16 110H19V111H21L22 113H23V110H24V112H26V111H28V113L31 111H34V114H35V112H37L36 110H38V109H43L42 111L43 112H47V111H50V113H48L49 114V116H48V114H47V116L45 115V113H43L42 111H40V110H38V112L35 114V116L31 113V115H33V117H37V115L38 116H41L43 119H45V121H51L52 122V125H50V123L48 122H45L44 124L42 123V121H43V119L41 120V117H40V120H39V118L37 117V120H36V123L38 124V125H40V127L42 126V128H43V126L44 127H46L48 130L46 131L45 130V128L43 129V130H45L46 132H49V129L50 130H53V132H49V133H51V134H47V133H45L47 136H49V135H51V136H49L50 137V139H52V137H54V139L56 140V137H58L59 135L61 136V137H63V134H61L62 133V131H63V133H64V130H62L61 132H60V134H59V131H60V128L59 127H61V128H69L70 127V134H71V132H72V130H71V127L72 126H70V125H72L73 123H76V121H74L72 124H70L71 122H69L68 120H71V118L70 119H66L67 120V122H69V124L70 125H68V123L66 122L65 124H67L68 126H66V125H64L63 127L61 126L62 124H63V121L65 120V119H63L64 117H65V115L67 114V112L68 111H66V110H61V108H64L65 107V105H67V108H68V105L69 104H71L72 102H71V100L70 99H67V101L68 100H70V101H68V103L69 102H71V103H67V104H65L67 101L65 100V99H63V95H62V93H60V92H65V91H68L69 89H68V87H70V90H71V88H74V86H72V84L74 85V83H75V86H76V84H78V82L77 81H80L79 82V84H83L82 86H85V87H81V85L79 86V87H75V89H77V93H79L80 92V94H79V96L82 94V93H85V91L87 92L88 90H84L83 91V89L84 88H87L86 86L89 84V82H91L93 79H94V75L96 74V76H98V78H105L106 76L105 75H108L109 76V73H107L106 71H107V69H108V67H105L107 64H105V66H104V64L102 63V62H104V61H102V60H104L105 59V61L106 60H110V61H114L113 59H116L117 60V62H120L121 60H123V59H125L126 57H128L129 59H130V61L132 62V61H136L137 60V62H138V60H144L145 58L146 59H148V61H150V63H153V65L152 64H150V63H145L146 61L144 60V61H142V65L141 66H139L140 67V71H139V73H138V71H137V69L139 68L138 66H136V67H138L137 69H136V74H137V76H139V74L142 76L143 74V76H145V77H143V78H149V76H150V81L152 80V78H151V76H152V74H156V72L157 71H162V72H166V68H164V66L166 65V64H168V61L167 62H165V60H167L166 58H165V60L163 59V62H162V60H160L159 62H158V60L160 59V55L162 56V58L163 57H165L164 55L169 51V49H167V48H165L167 51H166V53L163 51V49H164V47H165V45L164 44H162L163 42L162 41H160L159 40V37L161 36V38L163 39V37H164V35H165V32H166V35H167V37L165 38L166 39V41H167V39L169 38V36H171L172 37V34H169L170 33V31L171 32H175V31H172V28L175 26V24H177L176 22H178L179 21V19H177V16H182V18L181 19H184L185 21H186V23H189L190 22V18H192L194 21H195V12L193 11V9H192V2H191V0H167V1H164V0H160V1H156V0H154V2H156V4L158 5L157 6V10H159V11H156L155 9V11H156V13H158V14H156L155 13V15H154V10H153V8L150 10L149 9V7L151 6H149V3H151L150 2V0H147L149 3H148V5H147V1H145L144 0V2H143V0H131V2H130V0H124V1H121V0H114V2L116 3L115 4V6L117 7V6H119L118 8H119V10L117 9V10H114V9H109V6H102L103 8H102V11L104 12L103 14L105 15V13L106 14H110V16H107V15H105L106 16V18L107 17H109V18H111L113 15H114V17H115V15H117L118 13H119V11H120V9H122V8H125V13L127 12V13H129L128 15L127 14H124V15H126V17L128 18L129 17V19H130V22L131 23H137L138 22V19L139 18H137V17H140L141 16V14H142V16L141 17H143V14H144V16H145V18L147 19V17L148 18H151L152 17V14L151 13H153V17L151 18L153 21H151V22H153V23H150L149 21L148 22H146V24L147 23H149V25L148 26H150V29H148L149 27H147V29H146V27H145V29L148 31V32H146V30H141L139 27L141 26H139V27H136V28H139L138 30H139V34H137L138 32H134V34H133V32L131 33L130 31V34H129V32L128 31H123V33H124V35L126 34L127 36H129V37H131V38H129V39H127L126 37H124V36H122V34H120L122 31L121 30H123V29H119V32L120 33H118V35H117V37H116V35H113V33H109V34H111V35H113V36H111V35H107L106 33H107V29H105V28H103V23H102V26L101 25H97L96 27L94 26L95 25V23H97V22H99L98 21V17L101 15V17H102V20L104 19V17H103V15H102V13H100L101 12V10H100V12H97V11H99L97 8V11H95L96 9H95V7H96V4L98 3V0H91L92 1V3H93V5H90L88 2H86V0H84L83 1V4H82V0H75V3L78 5V4H80L81 5V7H82V5L87 9V10H89L90 8H94V10L93 9H91V11H94L93 12V19L95 20H93L92 21V19H90V17H91V15L89 14V16H88V14H87V17H89V20H91V21H88L89 23H92V25L90 26V24L89 25H82L81 24V21L83 20L82 18H84V15H83V13H84V11L82 12V11H80L79 9H81V8H79V6H76V4H75V7H77V8H75V7H73L74 6V0H31V2H30V0H9V2H8V0L5 2ZM10 1H12V2H10ZM134 1H137V3L135 4L134 3ZM152 1V0H151ZM7 2L9 3V6L7 5ZM41 2H44L43 4L45 5H43ZM47 2V3H46ZM49 2H50V4H49ZM73 2V3H72ZM78 2V3H77ZM124 2V3H123ZM236 1H234V2H232V5L233 6H231L230 7V5L228 6L230 9L228 10V9H226V10H228V12H231V14L232 15H234V17L233 18H231L230 19V17H231V15H229L228 13H226V16H224V20H225V18L226 19H228V16H229V19H230V22L229 21H227V22H225V23H223V25L225 26V28H227L226 30L228 31V32H235L236 33V31L235 30H240V29H242L241 31H245V30H243L245 27H244V24H245V26H246V28L247 27H250V26H252L253 25V23H251L252 25H250V23H249V19L251 20L252 19V15H250L249 13H246L245 11L246 10H250V9H248L246 6L244 7H242L241 5L238 7V6H236V5H238V3L236 4L235 3ZM2 3H4V5L6 6V7H4V5H2ZM21 3V4H20ZM37 3V4H36ZM53 3V4H52ZM86 3H88V4H86ZM122 3V4H121ZM11 4V5H10ZM38 4H40L39 6H38ZM41 4H42V7H41ZM130 4V5H129ZM152 4H155V3H153L152 2ZM34 5V6H33ZM46 5H48V6H46ZM14 6H15V8H14ZM28 6V7H27ZM95 6V7H94ZM127 6V7H126ZM147 6H149L148 8H147ZM4 7V8H3ZM25 7H27V8H29L30 9V11H29V9H27V8H25ZM49 7V8H48ZM51 7H56V8H54V9H51ZM108 7V8H107ZM153 7H155L156 8V6H153ZM171 7V8H170ZM172 7H173V9L177 12H175V11H173V9H172ZM175 7L177 8V9H175ZM193 7L194 8H196V6L195 5H193ZM228 7H224V8H228ZM241 7V8H240ZM37 8V9H36ZM38 8L40 9V10H42L41 12H39L38 11ZM43 8V9H42ZM44 8H45V10H44ZM48 8V9H47ZM58 8V9H57ZM127 8V9H126ZM151 8V7H150ZM223 8V9H224ZM23 9H26V11L25 10H23ZM56 9H57V12H60V13H57L56 12ZM73 9V10H72ZM82 9H83V7H82ZM149 9V10H148ZM165 10L164 12H165V14H167V13H169V14H167V16H164L165 14L163 13V10ZM15 10V11H14ZM49 10V11H48ZM54 10V11H53ZM76 10V11H75ZM115 11V12H112V11ZM127 10V11H126ZM162 10V11H161ZM168 10V12L166 13V11ZM226 10H224L225 12H226ZM237 10H241L240 12H242L244 15H245V17L244 16H242L240 13H239V17H236L235 15L236 14H233L232 13V11H234L235 13H236V11ZM242 10H244V12L242 11ZM17 11V12H16ZM37 11V12H39V15L37 14V12L35 13V12ZM43 11H44V13H43ZM51 11V12H50ZM53 11V12H52ZM74 13H73V12ZM90 11V10H89ZM172 11L174 12L173 14H172ZM223 11V14L225 13ZM247 11V12H248ZM2 12V13H3ZM16 12V13H15ZM19 12H21V13H19ZM27 12H29V14L27 15V19H26V17L24 16V14L26 13L27 14ZM31 12V13H30ZM47 12V13H46ZM54 12H56V13H54ZM78 12H80V13H78ZM162 12V13H161ZM171 12V13H170ZM180 12V13H179ZM35 14V16L33 15V14ZM51 13V14H50ZM95 13V14H94ZM98 13H100V15L98 14ZM114 13V14H113ZM182 13V14H181ZM238 13V12H237ZM246 13V14H245ZM18 16H17V15ZM25 14V15H26ZM30 14H32L33 15V17H32V15H30ZM41 14H44L43 15V17L42 18H40L42 15ZM46 14V15H45ZM80 14V15H79ZM82 14V15H81ZM151 15V17H149L148 15ZM159 14L161 15V16H159ZM162 14H164L163 16H162ZM178 14H180V15H178ZM247 14H249V16L247 15ZM36 15H37V18H36ZM41 15V16H40ZM78 15V16H77ZM130 15V16H129ZM159 16L158 18H159V20H157L158 18H157V16ZM177 15V16H176ZM225 15V14H224ZM238 15V14H237ZM240 15H241V17H240ZM246 15L248 16V18L249 17H251V18H249L248 20H246ZM20 16H24V19H23V17H22V19H21V17ZM62 16V17H61ZM73 16V17H72ZM83 16V17H82ZM176 16V17H175ZM31 19H29V18ZM80 17V18H79ZM101 17H99V18H101ZM131 17V18H130ZM5 18H6V16H5ZM19 18L20 19V22H19V20L18 21H15V20H17V19ZM33 18H34V20H33ZM36 18V19H35ZM40 18V19H39ZM79 18V19H78ZM96 18V19H95ZM154 18H157V19H155V21H154ZM26 19V20H25ZM64 19V20H63ZM82 19V20H81ZM128 19V20H129ZM137 19V20H136ZM23 20H25V21H23ZM157 20V21H156ZM239 22H245V23H243L242 25H239V24H237V22L238 21ZM244 20V21H243ZM22 21V22H21ZM30 23V24H28L29 26L30 25H34L35 27H37V28H39V29H36L34 26H33V28H32V26H30V28H29V26L27 25V23L28 22ZM56 21V22H55ZM75 21V22H74ZM97 21V22H96ZM121 21V20H120ZM226 21V20H225ZM23 22L24 23H26V24H24L23 25ZM31 22H32V24H31ZM67 22V23H66ZM95 22V23H94ZM229 22V23H228ZM250 22H252V21H250ZM18 23H21V24H18ZM52 24L53 26H51V25H48L47 26V28L45 27V25H47V24ZM65 23V24H64ZM94 24V25H93ZM152 24V25H151ZM154 24V25H153ZM238 25V26H236V27H234L235 25ZM241 24V23H240ZM15 25V26H14ZM16 25H18L19 27H17ZM26 25H27V27H26ZM57 25V26H56ZM74 25V26H73ZM121 25H123L124 26V24L123 23H121ZM146 25V26H147ZM234 25V26H233ZM20 26H22L21 28H20ZM39 26V27H38ZM42 26V27H41ZM52 27V29H53V27H54V29L55 30H53V31H51L50 29H49V27ZM94 26V27H93ZM143 26V25H142ZM145 26V25H144ZM152 26H155V28H153V29H151V27ZM11 27V28H10ZM25 27V28H24ZM45 27V28H44ZM50 27V28H51ZM177 27V26H176ZM254 29H255V27L254 26H252ZM252 27H250L249 29L251 30H249V29H246V32L249 30L250 31V36H252L253 34H252V32H253V28ZM22 28H24V29H22ZM33 29V31H32V29ZM77 28V29H76ZM79 28V29H78ZM121 28H122V26H121ZM142 28V27H141ZM194 29L195 28V25H193V24H191L190 26H187V29ZM253 30H252V29ZM34 29H36V30H34ZM47 29V32H45V30ZM80 29H81V31H80ZM88 29V30H87ZM186 29V30H187ZM235 29V30H234ZM25 30H27V31H25ZM50 30V31H49ZM107 30V31H106ZM133 30V29H132ZM137 30V29H136ZM173 30H175V29H173ZM30 31H31V33H30ZM78 31V32H77ZM93 31V32H92ZM169 31V32H168ZM43 32V33H42ZM103 32H106V33H103ZM109 32V31H108ZM239 32V31H238ZM256 32H258V31H256ZM255 32V33H256ZM15 33V34H14ZM35 33V34H34ZM46 33V34H45ZM164 33V35L162 36L161 34H163ZM247 33V34H248ZM254 33V32H253ZM115 34V33H114ZM132 34L134 35V36H132ZM173 34H175V33H173ZM38 35V36H37ZM125 35V36H126ZM169 35V36H168ZM239 35V33L237 34V36ZM12 36V35H11ZM72 36V37H71ZM93 36H95L97 39H95L94 40V37ZM40 37V38H39ZM37 38H39V39H41V40H39V39H37ZM46 38H48V40L46 39ZM93 38V39H92ZM101 38V39H100ZM102 38H105V40L103 39L102 40ZM107 38V39H106ZM111 38V39H110ZM239 39L236 41V42H242V44H241V46H242V48L243 47H245V44L246 45H248L247 43H250V45L252 44V41H253V39L252 38H250L252 41H250V42H248L250 39L249 38H246V34H244L243 32H241V34L239 35V37H238ZM35 39V40H34ZM44 41H43V40ZM164 39V40H165ZM170 39V38H169ZM37 40V41H36ZM39 40V41H38ZM54 40H56V41H54ZM87 40V41H86ZM107 40H110L109 42L107 41ZM163 40V41H164ZM248 40V41H247ZM74 41V42H73ZM90 41H92V43L90 42ZM94 41H95V43H94ZM157 41H159L158 43H157ZM169 41V40H168ZM23 42H24V44H23ZM26 42V43H25ZM43 44H45V45H43ZM56 42V43H55ZM64 42V43H63ZM149 42H152L151 44H149ZM153 42H156V47H158V46H160V44H162L161 45V47H160V50H162V52L163 53H161L160 52V55H157V57L159 58V59H157L156 61L158 62V63H160V65H158V63L155 61V60H153L154 58L156 59L157 57H156V53L157 54H159L158 52L160 51L159 50V47L156 49V47H152L153 46ZM49 43V44H48ZM67 43H69L70 44V47H69V44H67ZM109 43H112L111 45L109 44ZM167 43V42H166ZM243 43H245V44H243ZM6 44V43H5ZM57 44H59V45H57ZM63 44H65V48L67 47V49L68 50H66V51H64L65 50V48L63 47L64 45ZM73 44H75V45H73ZM80 44V45H79ZM109 44V45H108ZM254 44V43H253ZM7 45V44H6ZM71 45H73L72 46V48H71ZM79 47H78V46ZM81 45H82V47H81ZM85 45V46H84ZM106 46V45H108V47L109 48H107L108 49V55L106 54V52H103V56H102V53L101 52H99L98 53V55L99 54H101V55H99V57H96L97 58V61H94V60H92V59H90L91 57H92V55H93V53L94 52H97V50L99 51L100 50V48L101 49H103L102 48V46ZM148 45H151L150 47L148 46ZM249 45V46H250ZM8 46V45H7ZM26 46V47H25ZM40 46V47H39ZM60 46V47H59ZM74 46H77V50H76V52H75V55L73 54L72 55V53L74 52H72V49H73V47ZM103 46V47H104ZM154 46H155V43H154ZM164 46V47H163ZM240 43H239V45H237L236 46V50L235 49H232L233 50V52H230L228 55H230V54H234L236 51H238L236 54H238V56H239V54L242 56V55H244V53H243V49H240ZM10 47H12L11 45H10ZM32 47V48H31ZM56 49H58V50H56ZM63 47V50L61 51H59V49L60 48H62ZM81 47V48H80ZM147 47L149 48V50H151L150 48H155L156 49V51L158 50V52H156L155 51V49H152L151 50V52L149 51V50H147ZM247 47L248 46H246L245 47V49H247ZM34 48H36L35 50H32V49H34ZM71 48V49H70ZM99 48V49H98ZM132 48H133V50H132ZM136 50H135V49ZM146 48V49H145ZM162 48V49H161ZM172 48V47H171ZM12 49H13V47H12ZM55 49V51H57V53L54 51L53 52V50ZM74 49H75V47H74ZM106 49V48H105ZM105 49H103V50H105ZM106 49V50H107ZM240 49V50H239ZM30 50L34 53V52H36V54H37V52L39 51L40 52V50L41 51H44V52H38L39 54H35V57H34V55H33V53L31 52L30 53ZM38 50V51H37ZM45 50H46V52H45ZM96 50V51H95ZM147 50V51H146ZM214 50H216V51H219V50H217V49H214ZM235 50V51H234ZM27 51H29V52H27ZM59 51V52H58ZM101 51V50H100ZM133 51V52H132ZM142 51H146L144 54L142 53ZM152 51L153 52H155L154 54H152ZM205 51V50H204ZM20 53V55L22 56V54ZM46 53V54H45ZM50 53V54H49ZM58 54V55H56V54ZM83 53H85L86 55H84ZM132 54L133 53V55L131 56L130 55V57L128 56L129 54ZM33 56H32V55ZM46 56H45V55ZM49 54V55H48ZM60 54H61V56H62V58L60 57ZM68 54V55H67ZM69 54L71 55V57L69 58ZM88 54V55H87ZM95 54H97V53H95ZM94 54V55H95ZM147 54V55H146ZM149 54V55H148ZM151 54V55H150ZM164 54V55H163ZM44 55V56H43ZM66 55V56H65ZM112 56V57H110V56ZM124 55V56H123ZM143 56L142 58H141V56ZM20 56V57H21ZM38 56V57H37ZM43 56V57H42ZM56 56H58V57H56ZM68 56V58L69 59H65L64 57H67ZM74 56V57H73ZM87 56H89L88 58H87ZM152 56H154L153 58H152V62H151V57ZM227 56V55H226ZM78 57V58H77ZM119 57V58H118ZM167 57V56H166ZM39 58V59H38ZM40 58H42V59H40ZM44 58V59H43ZM122 58V59H121ZM150 58V59H149ZM23 59V60H24ZM65 59V60H64ZM87 59H89V61H91L92 60V62L91 63H93V65L91 64V63H89V64H87V68H83V66H85L83 63H87L85 60H87ZM102 61H100V60ZM119 59H121V60H119ZM35 60V61H34ZM38 61V63H37V61ZM189 60V59H188ZM39 62H44L43 64L42 63H39ZM45 62L47 63V64H45ZM50 62V63H49ZM56 62H60L59 64L58 63H56ZM74 62V63H73ZM99 62L100 63H102L103 64V66H104V68L106 69H99V68H101L100 66V64H99ZM107 62V61H106ZM184 62H186V60L184 61ZM52 63V64H51ZM80 63L81 64H83V66H81L80 65ZM94 63H96V65L97 66H95V64ZM173 63V62H172ZM179 63H180V61H179ZM178 63V64H179ZM187 63V62H186ZM185 63V64H186ZM190 63V61H188V63L187 64H189ZM37 64V65H36ZM38 64H40V65H38ZM50 66H49V65ZM57 64V65H56ZM62 64V65H61ZM77 64H79V65H77ZM98 64H99V66H98ZM149 64V65H148ZM161 64L163 65V66H161ZM171 64V63H170ZM176 64H177V62H176ZM183 64V63H182ZM185 64H183V65H185ZM187 64L185 65V66H187ZM32 67H31V66ZM57 66V68L54 70V69H52V72H53V70L56 72V73H51L50 74V70L49 69H51L50 67H52V66ZM89 65V66H88ZM145 65H147V67L145 66ZM180 66H179V68H177V69H181L180 67H181V63L179 64ZM39 66V67H38ZM48 66V67H47ZM63 66H64V68H63ZM102 66V67H103ZM155 66L156 67H158L159 68V66L160 67H162L161 68V70H159L158 68H155ZM184 66V67H185ZM190 66V65H189ZM46 67V68H45ZM60 67V68H59ZM78 67V69L80 70L81 69V67H82V69H84V71H83V73H82V71H78L76 68ZM146 67V68H145ZM148 67H150V68H148ZM154 67V68H153ZM166 67V66H165ZM183 67V68H184ZM39 68V69H38ZM45 70V72L48 70V71H50L49 72V74L50 75H52V77L48 74V73H45L44 72V70ZM53 68H55V67H53ZM59 68V69H58ZM90 68H92V73H90V72H88L89 70H91ZM151 68H153V69H151ZM182 68V69H183ZM186 68H188V66L186 67ZM57 69H58V73L60 74V76H61V74H64V76H59V74L57 73ZM74 69V70H73ZM143 71H142V70ZM156 69H158L157 71H156ZM165 69V70H164ZM30 70H31V72L33 71V75H31V72H30ZM38 72H37V71ZM41 70L43 71V74H47V75H49L48 77L50 78H48L46 75H44V80H46V82L45 81H43V79L41 80V78H42V76H40V74H41ZM61 72H60V71ZM62 70L64 71V73L62 72ZM73 70V71H72ZM97 70V71H96ZM105 70V71H104ZM139 70V69H138ZM149 70V71H148ZM155 70V71H154ZM253 70V69H252ZM35 71V72H34ZM47 71V72H48ZM99 71V72H98ZM100 71H102V72H105L106 74H103V73H101ZM118 71V70H117ZM130 71V70H129ZM129 71L127 72L126 71V73H127V75H128V73H129ZM152 71V73H149V72H151ZM180 71H182V70H180ZM19 72H21V71H19ZM249 72V69H243L242 70V74H247ZM30 73V74H29ZM98 73H101V74H98ZM161 73V72H160ZM185 73V72H184ZM37 76V77H35V75ZM42 74V75H43ZM58 74V75H57ZM79 74V75H78ZM90 74H94L93 75V77L91 76V78L92 79H89L88 78V76H90ZM131 73H129V75H130ZM148 74V75H147ZM150 74V75H149ZM154 74V75H155ZM168 74V73H167ZM122 75H124V73H122ZM186 75V74H185ZM87 78V79H89V82H87V81H84L85 80V77ZM55 77V78H54ZM56 77H58V78H56ZM63 77V78H62ZM67 77V78H66ZM128 77L129 76H126V81L128 80ZM162 78V77H164V76H160V74H159V77H158V75H157V77L155 76V79H154V83L155 84H157L158 85V87H156V85L155 84H153V82H151L152 83V85H150V86H152L151 87V89L153 90V91H156L157 89L156 88H159V83L161 82V80H160V82H159V78ZM165 77H167V76H165ZM40 78V79H39ZM52 78V79H51ZM82 78H84V79H82ZM147 78V79H148ZM156 78L158 79V83H156L157 82V80H156ZM184 78V77H183ZM61 79V80H60ZM67 79H68V81H67ZM86 79V80H87ZM96 79H97V77H96ZM163 79V78H162ZM185 79V78H184ZM67 82H66V81ZM76 80V81H75ZM91 80V81H90ZM41 81H43V83L45 82V83H47V85H43V83L41 82ZM49 81V82H48ZM61 81V82H60ZM65 81V82H64ZM70 81V82H69ZM95 81V80H94ZM104 81V80H103ZM170 81H171V79H170ZM169 81V83H171ZM87 82V83H86ZM96 83H98L97 82V80L95 81ZM94 82V83H95ZM163 82V81H162ZM161 82V84H162V86L163 85H165V84H169V83H167V81H165V82H163L162 83ZM42 83V84H41ZM50 83H53V85L52 84H50ZM61 85L62 83V88L60 87V85ZM68 83H71V84H68ZM50 84V85H49ZM93 84V83H92ZM90 86H92L91 85V83L89 84ZM99 85V84H98ZM153 85H154V89H153ZM166 85V86H167ZM38 86V87H37ZM44 86V87H43ZM51 86V87H50ZM58 86H59V88H58ZM67 86V87H66ZM94 86V85H93ZM149 86V87H150ZM169 86V85H168ZM34 87V88H33ZM55 87H56V90H54L55 89ZM63 87H64V89H63ZM66 87V88H65ZM95 87H96V85H95ZM101 87V86H100ZM102 87H105V86H103V83H102ZM179 87H182V89L184 88L183 86H179ZM179 87H178V89H179ZM45 88H47V89H45ZM54 88V89H53ZM57 88H58V90H57ZM80 88V89H79ZM88 88H89V86H88ZM91 88V87H90ZM89 88V89H90ZM148 88V87H147ZM164 88H165V86H164ZM34 89H37V90H34ZM51 91L52 89L54 90V93H52V92H50L49 90ZM63 89V90H62ZM92 89V88H91ZM96 89H98V87L96 88ZM150 89V90H151ZM156 89V90H155ZM181 89V88H180ZM181 89V90H182ZM187 89V88H186ZM186 89H184V91L186 90ZM73 90V89H72ZM93 90V89H92ZM92 90H91V92H92ZM165 90H167V87H166V89ZM181 90L179 91V90H177L176 89V92H177V94H178V96H180L182 93H185V92H182V93H180L181 92ZM22 91H23V93H22ZM49 91V92H48ZM58 93H57V92ZM74 91V90H73ZM76 91V90H75ZM95 91H97V90H95ZM153 91H151V92H153ZM183 91V90H182ZM187 91H188V89H187ZM186 91V92H187ZM41 92V93H40ZM46 92H48L47 94H50V93H52V94H55V95H51V96H58L61 100H60V103H61V105H58L59 103H57V102H59V98H58V101H56V98L55 99H52L51 101H49L48 99H46L47 97H45V96H48V97H50L49 95H45L44 93H46ZM63 92V93H64ZM99 92H100V90H99ZM27 93V94H26ZM39 93V94H38ZM88 93H90V90L88 91ZM156 93V92H155ZM180 93V94H179ZM31 94V95H30ZM35 94V95H34ZM44 94V95H43ZM59 94H61V96H59ZM67 94H68V92H67ZM91 95L93 94V93H90ZM95 94V93H94ZM93 94V95H94ZM98 94H101V93H98ZM33 95V96H32ZM37 95V96H36ZM40 95V96H39ZM86 95V96H85ZM185 96V94H182L181 96H180V98L182 97V96ZM83 97L85 96L86 98L87 97H89L90 95H87V93L86 94H84V95H82ZM183 96V97H184ZM199 96V98L201 97L202 99H201V101L203 100L204 101V99L206 100V94H200V95H198ZM198 96L196 95V98H192L193 100H194V103L196 104V101L195 100H197V98H198ZM68 97V96H67ZM71 96H69V98H70ZM64 98H66V95L64 96ZM90 98H91V96H90ZM92 98L94 99V97L92 96ZM91 98V104H90V102H89V106H88V103L86 104L87 105V107H89L90 109H91V107H92V110H93V112L95 113L96 112V110H98V108H100V106L97 104V103H95L94 102V100ZM108 98V97H107ZM110 98V97H109ZM62 99L64 100V102L62 101ZM85 99V98H84ZM89 99V98H88ZM31 100H33V101H31ZM44 100V101H43ZM49 101V102H52V103H50V107L51 106H53V103H55L54 105H56L57 104V106H55L54 108H52V109H48V110H46L47 108H49V106H46V105H49L48 103H47V101ZM85 100H87V99H85ZM189 100V99H188ZM193 100H189V101H191L192 103L190 104H188V105H194V103H193ZM198 100H200V99H198ZM198 100H197V102H198ZM7 101H8V99H7ZM10 101V100H9ZM29 101H31L30 102V104H29ZM37 102V104H36V102ZM56 101V102H55ZM62 101V102H61ZM92 101L94 102V103H92ZM96 101V100H95ZM105 101V100H104ZM12 101H10V103H7V102H4V104L5 103H7L8 105H11V104H13L14 105V103H11ZM107 102H110V101H108V99L106 100V103ZM35 103V104H34ZM39 103V104H38ZM65 104L64 105V107H63V105L62 104ZM74 103V102H73ZM7 104H5L4 106H3V104H2V110H4V107L6 106V108L9 110L10 108H8L7 107ZM26 104H29V107H28V105H26ZM52 104V105H51ZM94 104V105H93ZM108 104V103H107ZM115 104V103H114ZM24 105H26V107L23 109V106ZM35 105V106H34ZM44 105V106H43ZM96 105H98V106H96ZM112 105V104H111ZM110 105V106H111ZM31 106H34V108L33 107H31ZM42 106H43V108H42ZM47 108H46V107ZM74 106H76V105H72L71 104V106L69 105V107L70 108H72L73 107V109L72 110H74L75 108H74ZM109 105H107V108L109 109L110 107H108ZM113 106H115V105H113ZM186 106V105H181L180 106V108H182V109H188V108H192V107H194L195 108V106H196V111H195V109H194V111H192V110H186V112L188 111L189 112V114H188V112H187V115H185L186 113H181L182 112V109H180L179 107V111L181 110V112H179L180 114H184L185 116H186V118H187V120H188V123H187V121L185 120L186 118L184 117V116H182L181 115V117L180 116H178V120H180V122L178 121V120H176V121H174L175 122V124H174V122L173 121H171L170 122V120L168 119V118H166V116H164L163 117V119H165V121H166V123H167V121H169V123L170 124H166L165 122H162V123H164V124H162L163 125V130L162 129H160V131L162 130V132H158L157 130H156V126H154L153 125V122H151L152 124H150L151 126L150 127H154L155 128V130H154V128L153 129H150V127L148 128V130H149V134H150V136L152 137V138H155V139H159L160 141H158V144H156L155 145V147H154V153H158V154H160L161 156H162V160L163 161H159L158 163H157V167L159 168V170L157 171V172H153L154 170H152V173L149 175V177H148V173L146 174L145 173V175H147V177L146 178H148L147 180L145 179H143L142 177V174H141V179L142 180H144V181H146V183H147V185L146 186H144L145 184L143 183L142 185L144 186V187H147L146 189H147V191L148 192H152V186H155V185H158V188H160V186H161V188L160 189H157V190H160L161 192V194L162 195H160L159 196V198L162 196L165 200L163 201V204H164V202H167V203H165L166 205H167V207H169L168 208V210H165V208H166V205L164 204H162V210L160 209L161 207H159L158 209L159 210H161V211H166V212H164L163 213V215H165V216H163V218H162V215L160 216V215H156V214H154L155 216H154V218H155V220H156V222H157V226L158 227H155L154 225H151V224H147V223H149V220H148V216H147V223H146V227L144 226V225H142V224H139V225H142V226H140L141 228H142V230H141V228L139 227V226H137V227H135V228H132L131 230H130V228H131V226L129 227V225H128V227H127V225H125V223L124 224H122V223H120L121 225V231H123V234L125 235H118L117 237H118V239H120V238H122V237H124V239H120V240H123L124 242H121V243H123L124 244V247H122V249H124L123 251H125V253L127 254H125V253H123L124 254V256H123V254H122V252H121V250L120 251H117V250H119V249H121V246H120V244H118V241H120V240H118L117 242H114V240H116V235L115 234H112V232H114V229H112V228H114V225L116 226V224H118V222L117 221H121V222H123V220H119V219H117V221L116 220H111L110 218L114 215L113 213H115V212H111V211H109L110 212V221H113V222H115L116 221V223L114 224V223H110V225L111 224H113V226H110V225H108L107 223V225H106V227L104 226L105 225V223H103L104 225V227H105V232L106 233H109V234H112V236L114 237V235H115V239H112L113 241V244H111V243H109V240H108V244H111L110 246H107L109 249L108 250H111V251H113V248H114V250L115 251H117V255L115 254L114 256V259L116 260V259H118L119 261H118V263L119 264H181V263H183V264H185V263H187V264H190V262H193V264H194V261H195V264H203V263H207V264H214V262L212 261V260H214L215 261V258H212V257H217L219 254H217V252H216V250H219L220 252H218V253H220L221 254V252L223 251H227L228 252V249L227 250H225V249H223L222 250V248H224V247H222V248H220L222 245H221V243L224 241H230V240H227V239H223V238H226V237H224V235L223 236H217L215 233H213L212 231L213 230H210V231H207L208 229H211L212 227H214V232H215V229H220V225L219 224H221L222 222H223V220L222 219H224V218H226L227 217V219H229V220H227L226 219V221H225V223L223 224V225H225L224 226V234L226 233L227 235H229L230 236V238H233V236H231L230 234H233L232 233V231H231V229H234L233 231H235V229L237 230V231H235L234 233H236V232H238L239 230L238 229H242L243 231H244V233L243 234H239L238 233V235H239V239H237L236 238V241L238 240H242V241H244V242H242V243H244V245L243 246H246L247 247V251H248V248H251V246H252V251L253 250H255L254 251V254H253V256H255L256 255V257H259L260 256V254H258L259 256H257V253L259 252V253H262L263 251H264V232L262 231L264 228L262 227V226H264V225H262L261 227L263 228H261L260 226H256L257 225V221L258 220H262V219H259L260 218V215H262V213L264 214V207H263V205H261V203L262 204H264V190H260L261 189V186L263 187V189H264V175L262 174V172L260 171V172H258V170H257V173H256V171L254 172V174H255V176L253 177V176H251V177H249L248 178V180L250 181V182H248L250 185H252L251 184V182L252 183H254V181H256L255 183L256 184H260L261 186H257L256 184H255V186H254V189H256V188H258L257 189V191L255 192L254 191V193L252 192L251 194H249L250 192H248L249 191V188L247 189L248 191L246 192V189L245 190H240L241 188L239 187V189H237L238 188V186H236L237 188H235V183L237 182V181H239V182H242L241 180V178H239V177H237V176H233V175H231V173L229 174L228 173V177H226L227 176V172L225 173L226 175H225V177L227 178H225L224 177V174H222V169H219V168H222V166H224L223 165V163L220 161V159H221V157L222 156H219V150H218V148H215V149H213L214 147H215V140L214 141H211L210 139H206V138H204V136H202V135H200L198 132H196L197 131V129H196V131H195V128H197L196 126H195V128L193 127L194 125H197L198 126V122L200 121V123L202 124L204 121H205V119H206V115L203 113V112H198L199 110H197V105H195V106ZM60 107V110H59V112H60V114H59V112H58V108ZM6 108H5V110H6ZM28 109V110H26L25 111V109ZM38 108V109H37ZM46 108V109H45ZM78 108H80V107H78ZM78 108H76V110H74L73 112H74V114H76V112H77V109ZM94 108L96 109L95 111H94ZM12 109H10L12 112H13V110ZM33 109V110H32ZM45 109V110H44ZM65 109V108H64ZM81 109V108H80ZM80 109H78L79 111H80ZM88 109V108H87ZM122 109V108H121ZM7 110V114H8V116H12V114H10L9 115V111ZM68 110H71V109H68ZM149 110V109H148ZM10 111V112H11ZM61 111H63L64 113H65V111H66V114H64V113H62ZM91 111V110H90ZM105 111H107L106 109H105ZM120 111V110H119ZM122 111V110H121ZM120 111V112H121ZM150 111H152L151 109H150ZM17 112V111H16ZM40 112H41V114H40ZM70 112V111H69ZM68 112V113H69ZM92 112V111H91ZM123 112V111H122ZM191 112V113H190ZM192 112H194V115H196V116H199V117H197L198 119H197V124L195 123V118L193 117V113ZM20 113V112H19ZM20 114V116H23L24 115V113L23 114ZM26 114L25 113V116L27 115L28 117L30 116V114ZM44 114V116H46V117H44V116H42L43 114ZM64 115H62V114ZM72 113V112H71ZM80 113H81V111H80ZM57 114V115H56ZM73 114V113H72ZM96 114V113H95ZM113 114V113H112ZM122 114V113H121ZM191 114V115H190ZM60 115V117H58ZM109 115H111V114H109ZM179 115V114H178ZM190 115V116H189ZM18 116V115H17ZM25 116H23L25 119H27V117H25ZM53 116H56L57 118L56 119H53ZM71 116V115H70ZM73 116V115H72ZM71 116V117H72ZM189 116V117H188ZM49 117V118H48ZM52 117V118H51ZM69 116H67L66 118H68ZM74 117H76L75 115H74ZM111 117V116H110ZM118 117H121V116H118ZM182 117H184L185 119H182ZM47 118V119H46ZM51 118V120H49ZM55 118V117H54ZM63 120H62V119ZM122 118V117H121ZM180 118V119H179ZM5 120H3L2 121V123L5 121V123H7V119H6V117L4 118ZM10 119V118H9ZM75 119V118H74ZM73 119V120H74ZM77 119H79V118H77ZM111 119H112V117H111ZM118 120H120L119 118H117ZM162 119V120H163ZM168 119V120H167ZM1 120V119H0ZM12 120V119H11ZM40 122H39V121ZM53 120H55V121H53ZM56 120H58V121H56ZM60 120V121H59ZM62 120V121H61ZM76 120V119H75ZM82 120V119H81ZM181 120H183V121H185V122H183V121H181ZM208 120L209 121H211V119H210V117L208 118ZM10 121V120H9ZM38 121V122H37ZM84 121V120H83ZM1 122V121H0ZM60 122L62 123V124H60ZM79 122V121H78ZM106 122H108V121H106ZM262 120H261V123L259 124V126L257 127V130H255V131H257L256 133H255V131L254 132H252L251 134H248V136L249 137H252V138H250L249 140H251V141H253L254 143H253V145H251L250 146V148H248V149H241V151H240V149H236V151L235 150H233V154H235V155H237L239 158H245L247 155H248V153H250V152H252V149H253V152L255 153L256 151V153L254 154L253 153V155H254V158H255V160H256V158H257V161L259 162V163H261L259 160L260 159H263V161H262V163L264 164V125H262ZM0 123V128H1V130H0V132H2L3 131V133H4V131H5V129L6 128H4V127H6L5 125V123ZM40 123V124H39ZM47 123V124H46ZM57 123V124H56ZM59 123V124H58ZM88 123V122H87ZM178 123V124H177ZM183 123V124H182ZM189 124V123H191V125H192V127H191V125H188V126H184V129L182 128L183 127V125L184 124ZM46 124V125H45ZM55 124V125H54ZM172 124V125H171ZM47 125H49L48 127H47ZM59 125V127H56V126H58ZM76 125H80V127L82 128V129H80L81 130V132H79V130L77 131L78 133H75V132H73V133H75V134H77V135H79L80 134V136L82 135H85V136H89V135H87L89 132H88V128H87V126L89 125H84V124H79V123H77ZM76 125H73V127L75 126L76 127ZM85 126V128H83L82 126ZM153 125V126H152ZM174 125H176V126H174ZM210 125H211V123H210ZM262 125V126H261ZM90 126V125H89ZM88 126V127H89ZM181 126V127H180ZM55 127V128H54ZM173 127H174V129H173ZM175 127H176V129H177V131H176V129H175ZM186 127H188V128H186ZM189 127H191V131H189ZM260 127H262L261 129H260ZM2 128H3V130H2ZM41 128V129H42ZM162 128V127H161ZM186 128V129H185ZM59 129V130H58ZM78 128H76V130H77ZM194 131H193V130ZM58 132H57V131ZM73 130L75 131V129L73 128ZM86 133V134H84V133H82L83 131ZM87 130V131H86ZM90 130V129H89ZM259 130V131H258ZM58 133V135L56 134V132ZM66 131V130H65ZM68 132V134H69V130H67ZM43 132V131H42ZM92 132V131H91ZM90 132V133H91ZM3 133H0V135L1 134H3ZM52 133L53 134H55L54 136L52 135ZM93 133V135L95 136V138H96V134H94V132H92ZM92 133H91V135L90 136H92V138L90 137V139H92L93 141H92V143L93 142H96V143H99L100 144V142H102L101 140H97V139H99L100 138V136H99V138H96V139H94V137H93V135H92ZM65 134V133H64ZM162 134V136H160ZM99 134H97V136H98ZM252 135V136H251ZM2 136V135H1ZM1 136H0V138H1ZM59 136V137H60ZM67 135L65 134L64 135V137H66ZM73 135H71V136H69V137H72ZM79 136V137H80ZM81 136V137H82ZM247 136V135H246ZM246 137L247 138V140H248V138L249 137ZM63 137V138H64ZM68 137V136H67ZM76 137V136H75ZM261 137H263V141H261L260 140V138ZM3 138V137H2ZM63 138H60V139H63ZM76 138H78V137H76ZM164 138H165V140H164ZM59 139V138H58ZM65 139V138H64ZM69 138H67V140H68ZM72 139H74V136L72 137ZM72 139H71V141H72ZM82 139V138H81ZM113 138H111V141L109 140L108 142H113L114 140H112ZM255 139V140H254ZM48 140V139H47ZM67 140H65V142L67 141ZM77 140V139H76ZM99 141V142H97V141ZM161 140H163V143H164V141H166V143H164V145H162V142H161ZM52 141V140H51ZM50 140H49V142H51ZM57 141V140H56ZM69 141H70V139H69ZM84 141V139L83 140H81V142H83ZM85 141H87V140H85ZM106 141V140H105ZM58 142V141H57ZM77 143H79V140L78 141H76ZM75 142V144H77ZM115 142V141H114ZM113 142V143H114ZM60 143H61V141H60ZM60 143H58V144H60ZM63 143V142H62ZM67 143H69V146H70V144H71V142H68L67 141ZM73 143H74V140L72 141V144H71V146L73 145ZM84 143V142H83ZM86 143V142H85ZM91 143V141H88V145ZM248 143H250V141L248 142ZM50 144V146L52 145L51 143H49ZM58 144H57V146H55V147H58ZM74 144V145H75ZM102 144V146H100ZM100 145H99V147H102V148H105L106 147V145L104 144V141H103V143H101ZM104 144V145H103ZM56 145V144H55ZM63 144H61L60 145V147L59 148H61V146H62ZM65 145L67 146V144L65 143ZM73 145V146H74ZM78 145V144H77ZM79 145H82V143L80 144L79 143ZM86 145V144H85ZM87 145V146H88ZM93 146H94V143L92 144ZM92 145H89L90 146V149L92 150V148H91V146ZM112 145V144H111ZM161 145H162V147H163V149L161 150ZM256 145V146H255ZM69 146H67V147H69ZM70 146V147H71ZM73 146H72V148H73ZM86 146V147H87ZM88 146V147H89ZM105 146V147H104ZM254 147V148H251V147ZM75 147V146H74ZM84 147V146H83ZM86 147H85V149H86ZM87 147V148H88ZM98 147V148H99ZM205 147V148H204ZM258 149H256V148ZM63 148H65V146H63ZM82 148V146H80V150H82L81 149ZM94 148H95V150H96V148L97 147H93V150H94ZM172 148H174V149H176V151L175 152H173V153H175V154H178V155H182V157H183V159L182 160H184V161H176L175 162V164H174V161H168L169 160V150L170 149H172ZM207 148V149H206ZM67 149L68 148H65L64 149V151L66 150L67 151ZM75 149V148H74ZM74 149H72L73 150V152H75L77 149H78V147L76 148V150L74 151ZM85 149L83 148V150L85 151ZM209 149V150H208ZM211 149V150H210ZM3 150L4 149H2V152H3ZM6 151H7V149H5ZM4 150V153L6 152ZM58 150H61V149H58ZM58 150H56V155L58 156V153L59 152H57ZM72 150L70 149H68V151H71V153H73L72 152ZM79 150V149H78ZM78 150H77V153H75V155L76 154H79V156L81 155L80 154V152L81 151H79L78 152ZM82 150V151H83ZM99 150V149H98ZM161 150V151H160ZM248 150V151H247ZM250 150V151H249ZM63 151V150H62ZM63 151V152H64ZM86 151H89V148H88V150H86ZM86 151H85V153H86ZM90 152V151H89ZM88 152V153H89ZM93 152V151H92ZM94 152H97L96 153V155H95V158H96V156L98 155V153L100 154V152H98V151H94ZM3 153V154H4ZM103 153V152H102ZM7 154H8V151H7ZM64 155H68V153L67 152H65V153H63ZM69 154H70V152H69ZM84 154V153H83ZM87 154V153H86ZM90 154V157L92 158L94 155H92L91 153H89ZM94 154V153H93ZM61 155H62V153L60 154V157L59 158H61ZM63 155V157H64V159H65V157H67V155L66 156H64ZM71 155V154H70ZM73 155H74V153H73ZM88 156V155H87ZM100 156H102V154L100 155ZM103 156H104V154H103ZM219 157V159H218V157ZM242 156H245V157H242ZM63 157H62V160H63V162L64 163H62V160H60V162H61V164H59V165H56L57 167H53L52 165H50V167H52V168H48V167H46V169L48 170V173L47 172H45L44 174L42 173L41 174V176L40 177H42V179L43 178H45V180L47 179V177H48V179L50 178V179H53V178H51V177H53V176H55L56 177V179H59V177L61 176V175H58L59 177L57 178V173H60V174H63L62 172H63V168H66V166L68 165L67 163H66V160L64 161V159H63ZM69 157V156H68ZM67 157V159H70V158H68ZM74 156H72L71 158H73ZM77 157V156H76ZM89 157V158H90ZM56 158H58V157H56ZM55 158V159H56ZM89 158H86L85 160H87V161H83L82 159H83V156H82V159H81V157H80V159L82 160V161H80V160H78L79 162H80V164H81V162H82V165H81V167H83V165H85L86 166V162H88L89 163V165H90V163L92 162L93 163V159H94V157L92 158V160H91V162H89ZM77 158H75V160H76ZM79 159V158H78ZM100 160L102 159V162H106V159H104L103 157L102 158H99ZM98 159V160H99ZM104 159V160H103ZM181 159V158H180ZM58 160V159H57ZM73 160L74 159H72V161H71V164H73L74 162L75 163H77V164H79V162H77V161H75L74 160V162H73ZM54 161V160H53ZM218 163V161H219V164H217V165H215L216 164V162ZM55 162L58 164L59 162L58 161H56L55 160ZM54 162V163H55ZM68 162V161H67ZM70 162V161H69ZM97 162H99V161H97ZM182 162V163H181ZM224 162V164L226 163L227 164V162H225V161H223ZM51 163H53V162H51ZM55 163V164H56ZM85 163V164H84ZM106 163H108V162H106ZM204 163L206 164L205 165V167H203V165H204ZM208 163H210V165L208 164ZM67 164V165H66ZM70 164V163H69ZM76 164V165H77ZM94 164V163H93ZM173 165V168H170L172 165ZM252 164V163H251ZM66 165V166H65ZM88 165V166H89ZM169 165H170V167H169ZM175 165V166H174ZM250 165V164H249ZM78 167H79V165H77ZM88 166H86L87 167V169L90 167H88ZM94 166V165H93ZM93 166H92V168H93ZM96 166V165H95ZM216 166H217V168H216ZM221 166V167H220ZM226 166V165H225ZM225 166L223 167L224 169H223V171H226L225 170ZM228 166V168H230L231 166H229V165H227ZM227 166H226V168H227ZM251 166H254V164H252ZM153 167H154V165H153ZM234 167V166H233ZM156 168V167H155ZM235 168V167H234ZM251 168V167H250ZM82 169V168H81ZM205 169V170H204ZM212 171H211V170ZM86 170V169H85ZM156 170V169H155ZM162 170H167L168 171V176L169 175H171L170 176V178H167V174H166V176H165V174H164V177H163V175H161V171ZM207 170H210V171H207ZM218 170H220L221 172H219ZM87 171H89V170H87ZM160 171V172H159ZM214 171V172H213ZM163 172V171H162ZM52 173H56V174H52ZM138 172H136V174H137ZM211 173H213V174H211ZM224 173V172H223ZM232 173H233V171H232ZM50 174V175H49ZM65 174V173H64ZM195 174L197 175V176H195ZM201 175V177H202V179H200V180H202V181H204L205 183H206V181H207V179L210 177L211 178V182H212V184H210L211 185V187H210V185L208 186V188H207V191L205 192V193H209V192H212V190H209L210 188L211 189H213L214 190V192H213V194L211 193H209L210 195H208V196H206L205 195V193H203L204 195L203 196H200V194L196 191V190H198V189H201V188H203V187H199L198 189H196L195 190V188H197V187H194L193 188V186L197 183V181L198 180H196L197 178H200V177H198V176H200ZM49 175V176H48ZM144 175V174H143ZM196 177V181L194 180V176ZM230 175L232 176V177H235V179L236 178H238L239 180H235L234 178H231L230 179V181H232V182H234V181H236V182H234V184L231 182V184H230V181H228L227 182V180H229V178H230ZM235 175V174H234ZM257 175V176H256ZM28 174H27V178H28ZM47 176V177H46ZM64 176V175H63ZM138 176V175H137ZM139 176H140V174H139ZM181 176V177H180ZM190 176V177H189ZM191 176H192V178H193V180L192 181H190L192 178H191ZM259 176V177H258ZM25 177V178H26ZM30 177V176H29ZM168 179V182H166V181H164V180H166V178ZM185 177V178H184ZM186 177H188V178H186ZM204 177V178H203ZM207 177V178H206ZM259 178L260 179V181L258 182V180L259 179H256V178ZM60 178H62V177H60ZM64 178H65V176H64ZM60 179L59 181L62 183V182H67V181H65V180H68L69 182H71L72 183V179H67V177H66V179ZM139 178V177H138ZM165 178V179H164ZM182 178H184V179H182ZM189 178H191V179H189ZM206 178V179H205ZM50 179H49V181H50ZM136 179V178H135ZM187 179H189V180H187ZM205 179V180H204ZM217 179H219V182L217 181ZM226 180V183H228L229 185H234V189H232L233 187L232 186H230V191L231 192H229L228 191V188H229V185H227V184H224L225 183V180ZM232 179H234V180H232ZM241 179V180H240ZM44 180V179H43ZM55 180V179H54ZM54 180H53V182H54ZM62 180V181H61ZM64 180V181H63ZM142 180L140 181V182H142ZM180 180H182V181H180ZM48 180L47 181H43V183L45 182V184H50V183H47V182H49ZM189 181V182H188ZM209 181V180H208ZM216 181H217V184H216ZM224 181V182H223ZM50 182H52V180L50 181ZM56 182H58L57 180H56ZM136 182H137V180H136ZM181 182V183H180ZM185 183V184H183V183ZM196 182V183H195ZM201 182V181H200ZM239 182L238 183H236V185H238L239 184ZM138 183V182H137ZM188 183H189V185H191L190 187H192V188H190V187H188V188H190L189 190H187L186 188V186L185 185H188ZM192 183H195L194 185L192 184ZM204 183V184H205ZM210 182H208V184H209ZM215 183V184H214ZM221 183H222V186H221ZM243 183V182H242ZM199 185L201 184V183H198ZM219 184V187L217 186ZM248 184V185H249ZM138 185L140 186V183H138ZM177 185H178V188H177ZM185 186V189H184V186ZM193 185V186H192ZM203 185V182H202V184L200 185V186H202ZM213 185V186H212ZM216 185V186H215ZM226 185V186H225ZM240 186H241V184H239ZM195 186H197V184L195 185ZM143 187V188H144ZM166 187V188H165ZM181 187V188H180ZM218 188V189H215V188ZM220 187H222V188H220ZM242 187V186H241ZM256 187V188H255ZM260 187V188H259ZM164 188V189H163ZM246 188V187H245ZM251 188V187H250ZM253 188V187H252ZM140 189V188H139ZM146 189H144L145 190V192H144V190L142 191V192H144V193H146L147 191H146ZM153 189H156V187L155 188H153ZM178 189H180V190H178ZM220 189V190H219ZM243 189V188H242ZM141 190H142V188H141ZM140 190V191H141ZM195 190V193L193 194V191ZM216 190V191H215ZM217 190H218V192H217ZM233 190V191H232ZM236 190L237 191H239V192H237L236 193ZM258 190L261 192V193H258ZM185 191H188L189 193L187 194V192H185ZM199 192H200V190H198ZM203 190H201V192H202ZM228 191V192H227ZM252 191H253V189H252ZM168 193V195H166L167 193ZM182 192H183V194H185V195H187L185 198H184V196L182 197L181 196V194H182ZM185 192V193H184ZM196 192H197V194H196ZM200 192V193H201ZM219 192H221L220 193V199L219 200H217L218 199V197H219ZM245 192V193H244ZM214 193H217V195H215ZM246 193H248V194H246ZM258 193V194H257ZM263 193V194H262ZM137 194H139V192L138 193H136V196H137ZM193 194V196L194 197H192V200L193 201H195L194 199H196V201H198L199 202V204H201L202 203V205L203 206H205V207H200V205H197L198 203L196 202V208H194L195 210H193V204H194V206H195V203H193L192 202V200H190L191 198V195ZM199 194V195H198ZM234 194H236V195H234ZM140 195V194H139ZM144 195V194H143ZM142 195V196H143ZM170 195H171V197H170ZM212 195V196H211ZM229 195V196H228ZM234 195V196H233ZM154 196V195H153ZM158 196V195H157ZM157 196H155V197H153V199L154 198H156ZM169 196V197H168ZM199 196H200V198H199ZM209 196H210V198H209ZM218 196V197H217ZM240 196H242V201L243 202H246L245 203V205L244 206H248L249 204L251 205V210H252V212L251 211H248L247 212V209H246V207L244 208V209H246V210H243L241 207H240V205L241 204H238L237 205V202L241 199V197ZM245 196V197H244ZM144 197H145V195H144ZM146 197H149L151 200H152V194H149V195H147ZM173 197V198H172ZM213 197V198H212ZM228 197H229V199H228ZM243 197H244V199H243ZM132 198V197H131ZM158 198V199H159ZM170 198V199H169ZM173 200H172V199ZM184 198V199H183ZM194 198V199H193ZM227 199V202L225 201L226 199ZM133 199H134V201H136V198H135V196L133 197ZM157 199V198H156ZM157 199V201H159ZM168 199V200H167ZM207 199H209V200H207ZM213 200V202H212V200ZM215 199V200H214ZM239 199V200H238ZM248 201H247V200ZM144 200H145V198H144ZM147 200H148V198H147ZM182 200H184V201H182ZM205 200V201H204ZM207 200V201H206ZM216 200H217V203L218 204H220L221 205V208L219 207V208H216L217 206H214V205H217L216 203H214V202H216ZM228 200L230 201L229 203H228ZM233 200V201H232ZM133 201V202H134ZM157 201H155L154 200V203L153 204H155V202H156V204H158V206H161V204H160V202H157ZM162 201V200H161ZM209 201V202H208ZM153 202V201H152ZM179 202V203H178ZM181 202H183L184 204H181ZM191 202L193 203V204H191ZM240 202V201H239ZM238 202V203H239ZM247 202H248V204H247ZM129 203V202H128ZM134 203H136V202H134ZM134 203H132V201L130 202V207H131V205L133 206V204ZM170 203H172V204H174V205H170ZM253 203H256V206L257 207H259V204H260V207L259 208H261L262 207V212H261V210L259 209V208H257ZM257 203H259V204H257ZM175 204H178V206L181 204V205H183V206H177V205H175ZM211 204V205H210ZM243 204V203H242ZM247 204V205H246ZM252 204L254 205L253 207H255V208H257V209H255V210H260V211H255L254 213H253V208H252ZM219 205V206H220ZM235 205H237L236 207H235ZM173 206H174V208H173ZM189 206H190V208H189ZM241 206H243V205H241ZM110 207V210L111 209H113L112 208V206H108L107 207V209ZM134 207H135V205H134ZM172 207V208H171ZM216 208V210H217V212H219V214L221 215V221H219V218H218V216H220L219 214H217L216 216L215 215H213V214H215L216 213V210H214L213 208ZM223 207V208H222ZM249 207V206H248ZM141 208V207H140ZM144 208V207H143ZM171 208V209H170ZM191 208H192V210L194 211H192L191 210ZM210 208H212V213L211 212H209V213H211L212 214V216H211V214H208L209 216L207 217V226H209L208 225V223H210L209 222V220H210V218H213V216H215L216 218H215V220H217L218 222H216L215 220V224L212 226V227H210V228H208L207 229V226H206V231H204V229H203V227L202 226H200V229H198L199 228V225H201L203 222H204V224H205V221H204V215L206 216V213L203 215V211H210L211 209ZM241 208V209H240ZM114 209L116 210V206H114ZM142 209V208H141ZM145 210H143V211H145L146 213H147V211H148V213H150V211L149 210H147L146 208H144ZM200 209H204V210H202V212L200 211L199 212V210ZM222 209V211H220ZM224 209V210H223ZM250 208H248V210H249ZM118 210V209H117ZM197 210V211H196ZM226 210V211H225ZM243 210V211H242ZM107 211V212H108ZM114 211V210H113ZM121 211V210H120ZM242 211V212H241ZM157 212H159V211H157ZM221 212H223V213H221ZM118 213V212H117ZM117 213H116V216H118L117 215ZM121 213V212H120ZM120 213H119V215H120ZM140 213V212H139ZM148 213L146 214V215H148ZM170 213V214H169ZM195 213H196V215H195ZM201 213V214H200ZM235 213V214H234ZM248 213V214H247ZM109 214V213H108ZM107 214V215H108ZM123 214V212L121 213V215ZM144 214V213H143ZM197 214H198V216H197ZM234 214V215H233ZM251 214H254V215H252L251 216ZM104 214H102V216H103ZM106 215V214H105ZM106 215V216H107ZM120 215V216H121ZM142 214H140V218L141 217H143L144 218V216H141ZM145 215V216H146ZM170 215V216H169ZM176 215H177V217H176ZM180 215H182V216H180ZM193 215V216H192ZM238 215V216H237ZM239 215H242L241 217L239 216ZM243 215H244V217H243ZM100 216V215H99ZM119 216V217H120ZM182 218V222H181V218ZM190 216V217H189ZM197 216V217H196ZM201 216V217H200ZM203 216V217H202ZM211 216V217H210ZM232 216H233V220H232ZM263 216V215H262ZM174 219H179V220H173L172 218ZM192 217H194L193 219H191ZM201 219H200V218ZM210 217V218H209ZM229 217H231V219L229 218ZM234 217H236L235 219H237L238 217H240V218H243L241 221H242V223H241V225H239V223H238V225H236L237 223H235V219H234ZM264 217V216H263ZM263 217H261V218H263ZM100 218H102V217H100ZM105 218V219H104ZM117 218V217H116ZM139 218V219H140ZM161 218L166 222H164L165 224H166V226H165V224L163 225V222H162V225L163 226H161L160 224L161 223H159L158 224V222L161 220ZM107 218L106 217H103V220H106ZM114 219V218H113ZM188 220L189 219V222H187L188 223V225L186 224V222L183 224V220ZM190 219H191V221L193 220V222H194V220H195V222L193 223V225L191 224V221H190ZM197 219H200L199 221L197 220ZM206 219V218H205ZM142 220V219H141ZM196 220H197V222H196ZM203 220V221H202ZM238 220V219H237ZM240 220V219H239ZM238 220V221H239ZM212 221V220H211ZM213 221V222H214ZM230 221V222H229ZM245 221L246 222H248V223H245ZM250 221V222H249ZM39 222H40V220L39 219H36V223H38L39 224ZM107 222V221H106ZM137 222H140V220L139 221H137ZM155 221H153V223H154ZM156 222H155V224H156ZM179 222H181V223H179ZM202 222V223H201ZM221 222V223H220ZM152 223V224H153ZM232 223H233V225H232ZM251 223V224H250ZM264 224V221L262 220L259 224ZM127 224V223H126ZM181 224V225H180ZM189 224H191L192 225V228H194V229H192V228H189ZM196 226H195V225ZM199 224V225H198ZM210 224H213V223H210ZM256 224V225H255ZM123 225H125L124 227H125V230H127V231H125V230H122L123 228H122V226ZM187 225V226H186ZM191 225H190V227H191ZM197 225H198V227H197ZM255 227H254V226ZM119 226V227H120ZM183 226V227H182ZM189 228V229H192L191 231H189L187 228ZM204 227H205V225H203ZM232 226V227H231ZM108 227H112L110 230H108ZM118 227V225L116 226V230L118 229L117 228ZM139 227V228H138ZM197 227V228H196ZM223 226L221 225V228H222ZM256 227H257V229L260 227V229H258L259 231L261 230L262 231V234H260L261 233V231H260V233L259 234H256L257 233V229H256ZM129 229V231H128V229ZM225 228H227V229H225ZM107 229V230H106ZM135 229V230H134ZM137 229H139L138 231H140V232H138L137 231ZM184 229V230H183ZM201 229H203V230H201ZM219 229L218 230H216L217 232L219 231ZM256 229V230H255ZM113 230V231H112ZM115 230V232H117ZM119 230V229H118ZM143 230L145 231V232H143ZM176 230H181V231H184V233H185V231H187V233H185V234H180L181 233V231H180V233L178 232H176L175 233V231ZM197 230V231H196ZM200 230L202 231V233H200ZM228 230V231H227ZM101 231H103V228L101 229ZM100 231V232H101ZM110 231H112L111 233H110ZM133 232L132 234H131V232ZM221 231V230H220ZM230 231V232H229ZM104 232V231H103ZM105 232H104V234H102V232L100 233V237H101V234L102 235H105L106 236V234H105ZM114 232V233H115ZM118 232H120V231H118ZM117 232V233H118ZM211 232H212V234H211ZM247 232H249V233H247ZM96 233V232H95ZM97 233H99V231L97 232ZM116 233V234H117ZM126 233V234H125ZM131 235H130V234ZM138 233H140V234H142V233H144V235L142 234L141 236H143L144 238H141L142 240L141 241H143V242H141V241H139L140 240V234H138ZM204 233V234H203ZM120 234H122L121 232H120ZM127 234H129L130 236H131V238H129L130 236H128ZM190 234H191V236H190ZM216 235L215 236V239L216 240H214V238H212V235ZM94 237L93 238H95V235H94V233L92 234ZM98 235V234H97ZM133 235V236H132ZM140 236V237H138V236ZM175 235V236H174ZM176 235H177V237H176ZM236 235V234H235ZM263 235V236H262ZM128 236V237H127ZM181 236L183 237V236H185V237H183L182 238V241L184 242V243H182V241H181ZM237 236V235H236ZM235 236V237H236ZM112 237V238H113ZM136 237V238H135ZM139 238V240H138V238ZM175 237V238H174ZM179 237H180V239H179ZM187 237V238H186ZM192 237H194V238H192ZM214 237V236H213ZM228 237V236H227ZM235 237H234V241H235ZM244 237H245V239L247 240V241H249L250 243H251V246L249 245V243H247L246 241H245V239H244ZM258 239H257V238ZM92 238V240L94 241V239ZM96 238H97V240H98V237L96 236ZM102 238V237H101ZM103 238H107V236L106 237H103ZM127 238H129L128 239V241L129 242H131V245L128 243V241H127ZM188 240H186V239ZM198 238H200V239H198ZM211 238L214 240H211ZM221 239V243H220V247L218 248V245L219 244H216V243H218V241H220V239ZM131 239H133V240H131ZM147 239V240H146ZM205 239V240H204ZM208 239H210L211 240V245H213V242H214V247L213 248H211L210 250L208 249L209 247L208 246H210V245H206V243L208 242L209 243V241H208ZM96 240V239H95ZM106 240V239H105ZM180 240V241H179ZM192 240V241H191ZM198 240L200 241V240H202V242L200 241V245L198 244H196L197 246H201L199 249H201V251L204 253V255H203V253L202 252H200V250H199V252H198V254L195 252L198 248H197V246L196 247H194L193 246V244H195L196 242L198 243ZM207 240V241H206ZM232 240V239H231ZM125 241H126V247H125ZM133 241V242H132ZM137 241H139V242H137ZM193 241H195V242H193ZM215 241H217L216 243H215ZM233 241V242H234ZM237 241V242H238ZM95 242H97V241H95ZM100 244H101V240H99L98 241ZM98 242H97V244H98ZM106 242H107V240H106ZM186 242V243H185ZM224 242H223V245H224ZM236 242V243H237ZM105 243V242H104ZM114 243H116V244H114ZM128 243V244H127ZM135 244V245H132V244ZM138 243V244H137ZM144 243H146V244H144ZM184 244V245H182V244ZM205 243V244H204ZM226 243V242H225ZM240 242H238V245H231V250H232V252H235V249H236V247L237 246H239V248L241 247L240 246V244H239ZM263 243V244H262ZM108 244H106V245H108ZM119 246H118V245ZM142 244V246H140ZM192 244V247L195 249L194 250V256H193V258H191L192 257V255H193V250H192V247H190V245ZM210 244V243H209ZM227 244H228V242H227ZM232 244V243H231ZM234 244V243H233ZM246 244V245H245ZM257 244H258V246H257ZM102 246H103V243L101 244ZM100 245V246H101ZM105 244H104V246H106ZM131 246V250H130V246ZM186 245H188L186 248L187 249H185V250H181L182 248H183V246H184V248H185V246ZM204 245H206V246H204ZM226 245V244H225ZM224 245V246H225ZM98 246H99V244H98ZM116 248H115V247ZM206 247V249H208V251H210V253L207 251V252H205V251H203L202 249H204L205 250V248H202V247ZM228 246H229V244H228ZM235 246V247H234ZM242 246V247H243ZM257 246V247H256ZM82 247H85V246H82ZM106 247V248H107ZM113 247V248H112ZM191 248V254H190V248ZM211 247V246H210ZM217 247V248H216ZM227 247V246H226ZM102 248V247H101ZM188 248H189V250H188ZM197 248V249H196ZM214 248H216V249H214ZM228 248V247H227ZM235 248V249H234ZM238 247H237V249H239ZM83 249V248H82ZM103 249H105V247H103ZM126 249V250H125ZM129 249V250H128ZM135 249V250H134ZM140 249V250H139ZM144 249H145V251H144ZM236 249V250H237ZM246 249V248H245ZM84 250H86V248H84ZM83 250V251H84ZM100 250V249H99ZM214 250V251H213ZM222 250V251H221ZM231 250H229V251H231ZM83 251H81V252H83ZM106 251V250H105ZM136 251V252H135ZM140 251H142V253L140 252ZM189 251V252H188ZM198 251V250H197ZM214 253H213V252ZM238 251V250H237ZM252 251L250 252V254H246V252H244V249L243 250H241V252L240 251H238V253H241V255L240 256H242L243 255V257L244 256H246V258H244V259H248V264L250 263L249 261H251V260H249V258H248V255H249V257L251 256V254H252ZM256 251H258V252H256ZM118 252H119V254H118ZM130 252H133V254H134V256H136L135 257V259H134V257L132 256L133 254L132 253H130ZM183 252H186V254H187V256H191L189 259H194L193 261H190L189 262V260H187V262L184 260V256H185V258L187 259V257H186V254L184 255V256H182V254H183ZM227 252H224L225 253V255H224V253H222V255H219V256H221V258L219 259V257L217 258L218 260H217V264H218V262L221 264H224V262H228V264H241V262H239V261H242L243 263H244V261L243 260H238L237 262L235 261L236 260V256H237V254L235 255L234 253L232 254V255H234V257L231 255V252H230V254L229 253H227ZM256 252V253H255ZM83 253H85V251L83 252ZM110 253V252H109ZM108 253V254H109ZM121 253V254H120ZM136 253H138V254H140V255H138L137 256V254ZM145 253V254H144ZM202 253V254H201ZM207 253V254H206ZM129 254V255H128ZM189 254V255H188ZM211 254L213 255V256H211ZM217 254V255H216ZM227 254H229V257L231 256V257H233L234 259H227V257H226V255ZM246 254V255H245ZM100 255V254H99ZM143 255V257H139V256H142ZM145 255V256H144ZM262 255H264L263 253H262ZM98 256V255H97ZM106 256V255H105ZM108 257L110 256V257H113L112 255H107ZM106 256V257H107ZM117 256V257H116ZM132 256V259H128V258H130ZM222 256H225V257H222ZM240 256H238V259H241L240 258ZM104 256H102V261L103 262H106L105 264H112L113 262H115V260L114 259H111L112 261H110V259H105V261H104V258H103ZM107 257V258H108ZM125 257H127L126 259H125ZM210 257L212 258V260L210 259ZM252 257V256H251ZM261 257V256H260ZM259 257V258H260ZM101 258V255H100V257H99V259ZM139 258H140V260H139ZM143 258V259H142ZM252 258H254V257H252ZM251 258V259H252ZM259 258H258V260H259ZM97 259H98V257H97ZM201 261V260H203V262H199V260ZM207 259H208V261H209V263H208V261H207ZM134 262L135 261V263H133L132 261ZM197 260V261H196ZM223 260V261H222ZM230 260V261H229ZM253 260V259H252ZM261 261L259 262L260 264H262L263 263V261L264 260H262V257H261V259H260ZM98 261H100V260H98ZM108 261V262H107ZM117 261V260H116ZM131 261V262H130ZM138 261H140L139 263H136V262H138ZM205 261V262H204ZM222 261V262H221ZM121 262V263H120ZM198 262V263H197ZM226 262V263H227ZM232 262V263H231ZM239 262V263H238ZM252 262H254V263H256L257 261H255V260H253ZM251 262V263H252ZM117 263V262H116ZM116 263H113V264H116ZM242 263V264H243ZM100 264V263H99ZM101 264H102V262H101ZM216 264V263H215ZM245 264H247L246 262H245Z\"/></svg>", "mask_w": 264, "mask_h": 264}]
</instances>
